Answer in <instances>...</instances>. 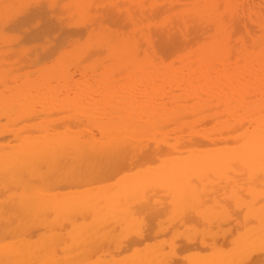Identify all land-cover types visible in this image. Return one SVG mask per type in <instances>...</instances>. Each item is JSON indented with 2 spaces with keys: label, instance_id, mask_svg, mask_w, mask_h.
<instances>
[{
  "label": "rangeland",
  "instance_id": "rangeland-1",
  "mask_svg": "<svg viewBox=\"0 0 264 264\" xmlns=\"http://www.w3.org/2000/svg\"><path fill=\"white\" fill-rule=\"evenodd\" d=\"M5 1H20V0H5ZM79 1V2H78ZM99 1V2H98ZM148 1V2H147ZM169 2H171L172 0H168ZM167 0H27L25 3H24V1L21 3V4H16V6H15V8H14V10L12 9V10H10L9 12H8V14H7V18H4L2 21L0 20V22L4 25V30H2V31H0V39H3V40H0V65H2L3 67L6 65V67L8 66L9 67V69H8V67L7 68H3L2 66L0 67L1 68V70H0V82H3V83H0V121H3V122H0V144H3L4 143V145H0V152L1 151H3L2 153H0V157H4V156H6L7 154H9V153H11V152H13L14 150L16 151V149H18V148H20L19 147V145H21L22 143H25V142H28L29 141V138H31V139H36V138H43V141L42 142H46V139L45 138H47V140H49V142L47 141V143H50V141L51 142H54L55 140H57L58 138H66L67 137V134H69L68 136H74V135H80V136H84V137H94V136H97L98 138H101L102 136L100 135L101 134V130H102V121L101 120H105L106 122L108 121V119H109V121L110 120H113L114 118H115V121L114 122H116V121H118L117 122V124H116V128L117 129H120L121 131H122V133H124L125 131H127V132H130V133H133L134 132V119L136 120V119H138V117L139 118H141L142 117V114H141V108L142 107H146L147 105H152L154 108H151V109H147L148 110V113L147 114H149V117L151 116L152 117V115H153V118H151L150 117V119L148 120V122L149 123H151L152 125H155V126H157V125H160L161 123L163 124V128L161 129V132H165V133H168L169 134V138H167V140H169V141H174V140H177L178 142H183L184 143V146H185V148H184V150L186 151V150H188L187 148H189L190 149V146H193L194 144H197L198 145V147L197 146H194V147H196V148H198V149H200V147H201V149H206V147L208 148V147H213L215 144V147H234V146H238V144L240 143V140L238 139V138H236V136L234 135V136H232V134H231V136H229V134H227V137H226V135L224 134H222V132H225L224 131V127L226 126V123L225 122H227L228 120H229V117H230V114L234 111V110H236V112L237 111H239L240 110V108H247V107H252V106H256L255 104H258L259 102L261 103V100H263L264 99V93H263V91H264V88H262V87H259L258 88V90H256L257 88H255L254 86H256V85H252V84H259L258 82L257 83H255L254 81H251L249 84H251L250 85V87H248V86H246V84H245V82H244V80H239L238 81V83H237V85H229V83H228V85H225V87L224 86H220V82H219V84L217 85L218 86V88H220V89H218L217 88V86H215V85H210V87H212V88H208V94L207 95H205V96H200L201 97V99H198V97L196 98V97H191V99L189 98L188 100H190L189 102H188V100L187 99H180L179 101H176V102H174V101H171V100H169V98H171L172 97V93L174 92H172L171 90H170V84L169 83H164V84H162L161 83V80H158L161 76V78H166V79H168L169 78V80L171 79V76H172V71H171V69L172 70H174V69H176V71H177V73H176V81H177V79L179 80V78L181 79L182 78V76H185V75H181L182 74V69H184L183 67H184V65L185 64H187V62H188V60L187 59H185V60H182V62H177L178 60L176 59L177 57H175V56H169V55H167V54H164V53H166L165 51H163L161 48H159V45H157L156 46V42H160V38H159V34H158V31L156 30V28H159V26H161V28H163L165 25H168V23L171 25V23H172V25L171 26H173V25H175V22H172V21H174V20H180V19H182L183 18V22L184 23H182V21L180 20V24H181V26H180V33H182V34H186L187 32V34L186 35H188V34H191L192 35V39H193V30H195L196 29V27L197 28H199V27H201L202 25H203V23L207 20V22L211 19V17L210 16H208V13L206 12L205 14L208 16H206L208 19H206V17L205 18H202L203 16H201L200 14L201 13H199V8L200 7H204V5H206V3L204 2V0H195V1H193V0H181V1H175V3L173 4V6H171L172 8H170L169 7V2H168ZM205 1H207V0H205ZM109 2V3H108ZM157 2V4H155ZM238 3L237 4H243L244 3V5L245 6H248V2L246 1V0H238L237 1ZM252 2H255V3H257V4H262V2H261V0H254V1H252ZM149 3V4H148ZM153 3V4H152ZM65 4V5H64ZM101 4H103V5H101ZM107 4H109L108 5V7H110V6H112V4H113V6L112 7H110V8H108L107 7ZM163 5V4H168L167 6L166 5H163V7H162V12L160 13L159 12V17L156 19V17L154 16V20H149L148 21V19L147 18H149L150 19V12H151V6H149V5ZM134 5V10L132 11L131 10V8H132V6ZM19 6V7H18ZM108 8V9H110V11L112 10L113 11V9H115L114 11H116V12H114V14L115 13H120V12H122V13H124V11H126L124 14H125V16H127L129 13H130V16L128 15V17H126L125 19H124V24H122V22L123 21H121V23H117V25L115 26V22L114 23H110L109 22V19H110V17L108 16V14H110V12H109V10H108V12H107V10L105 9L106 7ZM200 6V7H199ZM262 6H264V3L262 4ZM80 7H81V9H80ZM102 7V8H101ZM116 7H118V8H116ZM138 7H140V9L138 8ZM153 7V6H152ZM95 8L97 9L96 10V12H95ZM102 9V11H101V9ZM132 8V9H133ZM161 8V7H160ZM170 8V9H169ZM82 9H84V10H82ZM100 9V10H99ZM103 9H104V11L105 12H107V14L105 15L104 13V11H103ZM120 10V11H118V10ZM128 9V10H127ZM82 10V11H81ZM80 11V12H79ZM130 11V12H129ZM161 11V10H160ZM113 12H111V13H113ZM88 13V14H87ZM97 13V14H96ZM149 14V16H148V14ZM188 13V14H187ZM94 14V15H93ZM123 14V15H124ZM187 14V15H186ZM194 14V15H193ZM202 14H204V13H202ZM87 15V16H86ZM134 15V16H133ZM163 17H162V16ZM187 17H186V16ZM90 16V17H89ZM180 16H181V18H180ZM183 16V17H182ZM193 16V17H192ZM93 17V18H92ZM97 17V18H96ZM108 17H109V19H108ZM136 19H135V18ZM169 17V18H168ZM174 17V18H173ZM189 17H191V18H189ZM85 18V19H84ZM131 18V19H130ZM133 18V19H132ZM176 18V19H175ZM178 18V19H177ZM190 20H189V19ZM193 18V20L191 21V19ZM94 19H95V21H94ZM105 19L108 21H105ZM129 19H130V22L131 23H129L128 21H129ZM146 21H145V20ZM170 19V20H169ZM111 20V19H110ZM178 20V21H179ZM188 20L191 22H188ZM195 20V21H194ZM198 20V21H197ZM91 21V22H90ZM105 21V22H104ZM127 23H126V22ZM138 21V22H137ZM142 21V22H141ZM200 21H202V25L200 24ZM97 22V23H96ZM111 22H113V21H111ZM149 22V23H148ZM186 22V23H185ZM85 23V24H84ZM94 25H93V24ZM133 23V24H132ZM188 23V24H187ZM63 24H66V26L63 28L62 27V25ZM84 24V25H83ZM114 24V25H113ZM120 24H122V25H120ZM126 24H130V25H126ZM134 24H136V25H134ZM156 25V26H154V25ZM163 24V25H162ZM184 24H185V27H184ZM200 24V25H199ZM205 24V23H204ZM209 23H207V25H208ZM226 24L228 25V26H230L229 25V21H226ZM83 25V26H82ZM106 25H108V26H106ZM169 25V26H170ZM195 25H199V27L198 26H196L195 27ZM119 26H121V27H119ZM154 27V29H152L153 27ZM164 27V28H166V29H169L170 27ZM187 26V27H186ZM195 28H194V27ZM209 26V25H208ZM152 27V28H151ZM60 28H61V30H60ZM71 28H74V29H71ZM75 29H77V30H75ZM85 29V30H84ZM146 29H148V30H146ZM185 31H184V30ZM187 29V30H186ZM0 30H1V28H0ZM69 31V32H68ZM70 31H74V32H76L75 33V35L73 34V33H71ZM81 31V32H80ZM131 31V32H130ZM66 32H68V33H66ZM79 32V33H78ZM63 33V34H62ZM64 33H66V34H64ZM81 33V34H80ZM82 33H84V34H82ZM258 33H261V32H258ZM62 34V35H61ZM69 34V35H68ZM120 34V35H119ZM61 35V36H60ZM190 35V36H191ZM60 36V37H59ZM62 37V38H61ZM65 37V38H64ZM147 37V38H146ZM153 37V38H152ZM157 37V38H156ZM188 37V40L191 38V37H189V35L187 36ZM23 38V39H22ZM59 38V39H58ZM131 39H132V42H131ZM148 39H149V41H148ZM150 40H151V42H150ZM2 41V42H1ZM208 41V40H207ZM207 41H205V40H203V41H201L202 43H199V44H195V43H189V42H187V43H185V46H184V52H187L188 53V51H190V54H191V56H192V58H193V55L195 54L196 55V53H197V49H198V51L199 52H201V50H202V52L201 53H205V51L203 52V48L205 49V47H206V50L207 51H211L210 53H212V54H216L217 55V58L218 57H220L219 55H220V53H224L222 56H224L225 58H228L229 56H230V53H229V51L230 50H232V48H233V45H234V41H233V43L231 42V41H229V40H227L228 42H229V44L228 43H226V41H225V43L224 44H221V43H219L218 45H216V46H212V47H209L207 44H208V42ZM72 42H73V44H72ZM131 44H130V43ZM133 42H134V47H135V43H136V45H137V47H138V51H139V55H134V47L132 46V48H131V45H133ZM148 42H150V44H152V43H154V44H152V45H150ZM206 42H207V44H206ZM231 42V43H230ZM57 43H58V45H57ZM147 43V44H146ZM130 44V45H129ZM191 44V45H190ZM196 46H195V45ZM56 45V46H55ZM63 45V46H62ZM124 45L127 47V52L129 53V51H130V53H129V57H124V56H121L120 54H119V52H120V50L121 49H124ZM149 45V46H148ZM192 45H194V46H192ZM204 45V46H203ZM219 45H220V47H219ZM51 46H52V48H53V50L54 51H52L54 54H52V52H51V50H48L49 52H51V53H49L50 55L49 56H47V55H43V54H45V52L47 53L48 51H46L47 49H49V48H51ZM60 46V47H59ZM148 46V47H147ZM155 46V47H154ZM231 46H232V48H231ZM70 48V49H66V48ZM143 47V48H142ZM151 47H153V49L155 50V53L156 54H159V56L161 57V59H159V60H156V59H158L157 58V55L154 57V59L153 60H151L150 58H151V55H153L154 54V52L152 51V49H151ZM186 47V48H185ZM188 47V48H187ZM208 47V48H207ZM22 48V49H21ZM51 48V49H52ZM56 48V49H55ZM61 48V49H60ZM140 48H142V49H140ZM3 49V50H2ZM22 51H21V50ZM130 49V50H129ZM144 49H145V51H144ZM162 50V52H164L163 54H164V56H163V54H162V52L160 53V50ZM186 49H187V51H186ZM211 49V50H210ZM214 49V50H213ZM6 50V51H5ZM27 50H28V52H27ZM30 50H31V52H30ZM55 50H57V51H55ZM142 50V51H141ZM146 50H148V51H146ZM23 51H26V52H23ZM36 51H38V52H36ZM132 51V52H131ZM182 51V52H183ZM195 51H196V53H195ZM214 51V52H213ZM227 51V52H226ZM262 51H264V50H262ZM18 52V55H19V53H21V55H22V57H23V55L25 54V56H24V58H21V55H19V56H17V59H16V56H14V54L15 53H17ZM35 52V53H34ZM67 52V53H66ZM69 52V53H68ZM81 52V53H80ZM149 52V53H148ZM151 52V53H150ZM24 53V54H23ZM26 53H27V55H26ZM32 53V54H31ZM42 53V54H41ZM145 53V54H144ZM200 53V54H201ZM226 53V54H225ZM9 54V55H8ZM13 54V55H12ZM68 54V55H67ZM79 54V55H78ZM92 54V55H91ZM142 54V55H141ZM6 55H8L7 57H8V60H6L5 59V56ZM11 55L13 56V58L11 57ZM63 55V56H62ZM73 55V56H72ZM131 55V56H130ZM195 55H194V57H195ZM2 56V57H1ZM133 56V57H132ZM169 56V57H168ZM256 56V55H255ZM259 56V57H258ZM257 56V59L258 58H261V59H263L264 57V52H262V54H260V55H258ZM263 58H262V57ZM38 57H41L42 58V61H39V62H34ZM65 57V58H64ZM10 58H12V59H10ZM15 58V59H14ZM51 58H53V59H51ZM64 58V59H63ZM130 58V59H129ZM134 58V59H133ZM145 58V59H144ZM165 58H168V59H165ZM241 58V59H240ZM243 58V59H242ZM23 59V60H22ZM80 60V62H78V65H77V63H76V65H75V61L76 60ZM142 59H144V61L142 60ZM148 59V60H147ZM170 59V60H169ZM172 59V60H171ZM4 60H6V62H4ZM15 60V61H14ZM141 60V62H139ZM147 60V61H146ZM169 60V61H168ZM187 60V61H186ZM239 62H240V67L242 66V64L244 65V67H248V73H253L254 72V69H255V65H254V61H252V59L251 58H248L247 57V55L246 54H243V56L241 55V57L239 56ZM243 60H244V62H243ZM251 60V61H250ZM21 63H20V62ZM52 61V62H51ZM54 61H56V62H54ZM60 61H62V62H60ZM97 61V62H96ZM99 61V62H98ZM146 61V62H145ZM164 61V62H163ZM232 63H233V58H232ZM249 63H248V62ZM5 64H4V63ZM60 62V63H59ZM81 62H83V63H81ZM95 62V63H94ZM121 62V63H120ZM167 62V64H164V63H166ZM174 62V63H173ZM241 62H242V64H241ZM12 63V64H11ZM13 63L15 64V67L13 66ZM18 63V64H17ZM74 63V64H73ZM143 63H145V64H143ZM158 64L157 66H155V64ZM169 63V64H168ZM176 63V64H175ZM9 64V65H8ZM48 64V65H47ZM65 65V67L63 66V65ZM94 66H93V65ZM143 64V65H142ZM147 64V65H146ZM149 64V65H148ZM150 64L152 65V66H150ZM175 64V65H174ZM249 66H248V65ZM42 65H44V66H42ZM54 65V66H53ZM57 65V66H56ZM83 65V66H82ZM90 65V66H89ZM160 65V66H159ZM168 65H171V66H168ZM12 66V67H11ZM38 66V67H37ZM49 66V67H48ZM68 66V67H67ZM111 67V69H112V71L113 72H118V71H122L123 73H121V76L119 75V77H118V74H120V73H116L114 76H113V78H112V76L111 75H108L109 74V72L110 71H106V73L104 72V70L105 69H109L110 70V67ZM138 66H140V67H138ZM143 66H149L148 67V70H147V67L146 68H142ZM162 66V67H161ZM174 66V67H173ZM254 66V67H253ZM263 65L261 64V67H262ZM36 67V68H35ZM42 67V68H41ZM67 67V68H66ZM151 67V68H150ZM155 67V68H154ZM172 67V68H171ZM234 67H237L236 65L234 66ZM243 67V68H244ZM3 68V69H2ZM23 68V69H22ZM25 68V69H24ZM50 68V69H49ZM89 68V69H88ZM91 68V69H90ZM168 68V69H167ZM180 68V69H179ZM220 68V69H219ZM219 68H217L218 70H227V68H225V69H221L222 67H219ZM242 68V69H243ZM264 68V66L261 68V69H263ZM5 69H8V70H6L5 71ZM18 69H19V71H18ZM27 69V70H26ZM37 69V70H36ZM86 69V70H85ZM103 69V70H102ZM140 69V70H139ZM150 69V70H149ZM153 69L155 70V71H153ZM166 69V70H165ZM170 69V70H169ZM177 69H179V71L177 70ZM26 70V71H25ZM43 70V71H42ZM58 70H59V72H58ZM89 70V71H88ZM114 70H116V71H114ZM127 70V71H126ZM132 70V71H131ZM137 70H138V72H137ZM163 72H162V71ZM181 70V71H180ZM230 70V69H229ZM243 70H246V68H244ZM264 70V69H263ZM23 71H25V72H23ZM31 71V72H30ZM86 71V72H85ZM146 71V72H145ZM157 71V72H156ZM170 71V72H169ZM186 71V70H185ZM261 71V73H262V76L264 77V71H262V70H260ZM2 72V73H1ZM19 72V73H18ZM28 72V73H27ZM58 72V73H57ZM64 72V73H63ZM66 72V73H65ZM102 72V73H101ZM127 72V73H126ZM141 72V73H140ZM150 72L152 73V74H150ZM161 74H160V73ZM165 72L167 73V74H165ZM26 73V74H25ZM30 73V74H29ZM32 73V74H31ZM36 73V74H35ZM41 75H40V74ZM44 73H47V74H44ZM93 73H95V74H93ZM143 73V74H142ZM170 73V74H169ZM180 75H179V74ZM2 74V75H1ZM23 74V75H22ZM44 74V75H43ZM57 74V75H56ZM69 74H71V75H69ZM83 74V75H82ZM103 74V75H102ZM160 74V75H159ZM163 74V75H162ZM30 75V76H29ZM43 75V76H42ZM59 75L60 76H62V78L61 77H59ZM77 75V76H76ZM11 76V77H10ZM47 76V77H46ZM50 76V77H49ZM53 76V77H52ZM55 76V77H54ZM99 76V77H98ZM101 76V77H100ZM130 76V78H128ZM134 76V77H133ZM13 77V78H12ZM16 77V78H15ZM29 77V78H28ZM33 77H35V79L33 78ZM39 77V78H38ZM44 77V78H43ZM46 77V78H45ZM75 77V78H74ZM98 77V78H97ZM104 77V78H103ZM105 77H106V79H105ZM124 77V80L122 79ZM154 77V78H153ZM12 79V81H11V79ZM28 78V79H27ZM54 78H57V79H54ZM73 78V79H72ZM100 78V79H99ZM115 78V79H114ZM31 79V80H30ZM33 79V80H32ZM37 79V80H36ZM77 79H78V81H77ZM86 79H87V81H86ZM95 79V80H94ZM104 79V80H103ZM122 79V80H121ZM128 79V80H127ZM151 79V80H150ZM7 80H9V81H7ZM28 80V81H27ZM36 80V81H35ZM52 80V81H51ZM64 80V81H63ZM108 80V81H107ZM118 80H120V81H118ZM149 80L150 81H152L151 83H149ZM263 80V79H262ZM21 81V82H20ZM27 81V82H26ZM38 81V83H35V82H37ZM40 81V82H39ZM44 81H45V84H44ZM77 81V82H76ZM101 81V82H100ZM116 81V82H115ZM118 81V82H117ZM241 81V82H240ZM5 82V83H4ZM9 82V83H8ZM17 82V83H16ZM31 82V83H30ZM51 82H53V83H55V84H53V83H51ZM113 82V83H112ZM147 82V83H146ZM215 82H218V80L217 81H213L212 82V84H214ZM242 84H240V83ZM10 83H12V84H10ZM28 85H27V84ZM41 83H43L42 85H41ZM61 83V84H60ZM70 83H72V84H70ZM80 83H82V84H80ZM92 83H93V85H92ZM118 83V84H117ZM244 83V84H243ZM262 83H264V82H262ZM6 84H8V85H6ZM21 84V85H20ZM32 84V85H31ZM49 84V85H48ZM75 84V85H74ZM77 84V85H76ZM103 84V85H102ZM109 86V90H108V86ZM115 84H117V85H115ZM132 84V85H131ZM139 84V85H138ZM20 85V86H19ZM24 87H23V86ZM37 85V86H36ZM41 85V86H40ZM45 87H44V86ZM57 85V86H56ZM84 85V86H83ZM92 85V86H91ZM111 85V86H110ZM113 85V86H112ZM122 85V86H121ZM163 85V86H162ZM166 85V86H165ZM56 86V87H55ZM58 86H60V88H58ZM118 86V87H117ZM124 86V87H123ZM149 86V87H148ZM156 86H158V87H156ZM229 86V87H228ZM234 86V87H233ZM242 86H244V87H242ZM246 86V87H245ZM1 87H3V88H1ZM6 87V88H5ZM21 87H22V89H21ZM27 87V88H26ZM32 87H33V90H32ZM37 87V88H36ZM40 87V88H39ZM69 87H71V88H69ZM74 87V88H73ZM86 87V88H85ZM103 87V88H102ZM143 87H145V88H143ZM166 87V88H165ZM203 87V86H202ZM214 87H215V89H214ZM241 87H242V89H241ZM252 87V88H251ZM254 87V88H253ZM5 88V89H4ZM15 88V89H14ZM26 88V89H25ZM34 88H35V90H34ZM63 88V90H61ZM76 88V89H75ZM88 88H90V90L88 89ZM111 88V89H110ZM139 88H141V89H139ZM143 88V89H142ZM218 90H217V89ZM227 88V89H226ZM232 88H236V89H232ZM238 88V89H237ZM246 88V89H245ZM17 89V90H16ZM27 89H29V90H27ZM60 89V90H59ZM75 89V90H74ZM79 89V90H78ZM115 89V90H114ZM133 89V90H132ZM157 89V90H156ZM164 91H163V90ZM248 89H250V90H248ZM8 90V91H7ZM14 90V91H13ZM18 91V92H16V91ZM54 90H55V92H54ZM75 92H74V91ZM84 90V91H83ZM108 90V91H107ZM117 90V91H116ZM119 90V91H118ZM121 90V91H120ZM123 90V91H122ZM140 90H142L143 92H140ZM216 90V91H215ZM220 90V91H219ZM223 92H222V91ZM230 91V90H232V91H230V93L229 92H227V91ZM236 90V91H235ZM242 90V92H240ZM260 90V91H259ZM12 91H13V93H12ZM22 91V92H21ZM24 91V92H23ZM27 91V92H26ZM42 91H43V93H42ZM53 91V92H52ZM57 91V92H56ZM70 91V92H69ZM72 91V92H71ZM86 91H87V93H86ZM89 91V92H88ZM91 91V92H90ZM104 93H103V92ZM105 91H106V93H105ZM112 91V92H111ZM160 91H162V92H160ZM245 91H247L246 93H245ZM249 91H251L250 92V95L248 94V96H251V97H248L247 96V98H246V95H247V93H249ZM254 91H256V94H255V92ZM17 94H16V93ZM62 92H64L63 94L64 95H62ZM67 92V93H66ZM122 92V93H121ZM125 92H126V94H125ZM134 92H135V94H139V96L141 97V100H143V104L141 103L140 105H137V104H135L134 105ZM166 92H168V94H166ZM171 92V93H170ZM178 92V93H177ZM177 92L175 91L174 92V94L176 95V96H178V95H180L182 92H179L178 90H177ZM216 92L218 93L217 95H218V98H214V96L215 97H217V95H216ZM234 92V93H233ZM238 92H239V94H238ZM8 93V94H7ZM22 93V94H21ZM26 93V94H25ZM92 93V94H91ZM95 93V94H94ZM101 94V95H99V94ZM124 93V94H123ZM177 93V94H176ZM180 93V94H179ZM222 93H223V95H222ZM225 93V94H224ZM263 94V95H261V94ZM19 94V95H18ZM30 94V95H29ZM31 94H32V96H31ZM53 94V95H52ZM60 94V95H59ZM159 96H158V95ZM160 94H164L163 96H161L160 97ZM212 96H211V95ZM241 94V95H240ZM16 95H18V98H17V96ZM69 95H71V96H69ZM81 95V96H80ZM116 95V96H115ZM121 95V96H120ZM171 95V96H170ZM220 95H221V97L222 96H224V97H220ZM239 95V96H238ZM253 95V96H252ZM2 96H4V97H6L5 99H4V97H2ZM21 98H20V97ZM37 96V97H36ZM49 96V97H48ZM57 98H56V97ZM79 96V97H78ZM89 96V97H88ZM105 96V98H103ZM109 96V97H108ZM167 96V97H166ZM245 97V98H243V97ZM61 97V98H60ZM77 97H78V99H77ZM98 97V98H97ZM126 97V98H125ZM166 97V98H165ZM219 97H220V99H219ZM234 97V98H233ZM243 99H242V98ZM1 98H3V99H1ZM16 98V99H15ZM22 98H24V99H22ZM40 98V99H39ZM52 98V99H51ZM70 98V99H69ZM91 98H94V99H91ZM160 98V99H159ZM195 98H196V100H195ZM202 98H204V99H202ZM209 98V99H208ZM226 98V99H225ZM256 98H258V99H256ZM260 98V99H259ZM39 99L40 101H37V100ZM47 100V102H46V100ZM124 99V100H123ZM165 99H167V100H165ZM205 99H207V100H205ZM213 99H215V100H213ZM228 99V100H227ZM239 101H238V100ZM3 100V101H2ZM9 100V101H8ZM11 100V101H10ZM50 100V101H49ZM106 100H108V102H106ZM129 100V101H128ZM148 100H150V101H148ZM152 100V101H151ZM169 100V101H168ZM183 100H185L184 102H183ZM193 100H195V101H193ZM232 100H234L235 102H234V104H233V101ZM242 100V101H241ZM258 100V101H257ZM5 101H8V102H5ZM35 103H34V102ZM46 103H45V102ZM64 101V102H63ZM69 103H68V102ZM77 101V102H76ZM82 101H84V102H82ZM122 101V102H121ZM124 101V102H123ZM153 101H155V102H153ZM161 101V102H160ZM164 101V102H163ZM193 101V102H192ZM202 101H203V103H202ZM205 101V102H204ZM208 101V102H207ZM229 101H230V103H232V104H230L229 103ZM232 101V102H231ZM236 101H238V102H240V104L238 103V102H236ZM10 102V103H9ZM90 102H92V103H90ZM101 104H100V103ZM105 102V103H104ZM165 102H167V106L169 107H167L166 109L167 110H162L161 108V106H160V104H162V103H165ZM168 102H169V104H168ZM3 103V104H2ZM26 103H27V105H30V106H27L26 105ZM31 103H33V104H31ZM37 103V104H36ZM60 103H61V105H60ZM64 103V104H63ZM90 103V104H89ZM93 103H94V106H93ZM99 103V104H98ZM215 103V104H214ZM235 103H237L236 104V106H235ZM25 104V105H24ZM39 104V105H38ZM44 104V105H43ZM47 104V105H46ZM90 106H89V105ZM173 104V105H172ZM185 104H187V105H185ZM206 104V105H205ZM226 104V105H225ZM230 106H229V105ZM252 104V105H251ZM22 105H24L27 109H25V107H22ZM46 105V106H45ZM49 105V106H48ZM65 105V106H64ZM84 105H86L85 107H84ZM103 107H102V106ZM107 105V106H106ZM126 105V106H125ZM132 107H131V106ZM183 105L184 106H186L187 107V109L190 111V113H192V114H194V115H196V116H192V117H201V115L203 114V113H206L207 114V118H205L204 120H202V119H200L199 121H198V123L197 124H195L194 126L195 127H192V129L193 130H191V127L190 126H188V124H186V125H183L182 127H184V128H186V129H184V130H182V128H181V125H182V122H185V123H193V119L192 118H186L187 116H185V117H183L180 121H178V122H176V124L174 123V124H169V123H167L168 121H169V118L165 115V113L166 112H168V111H173V112H176L175 110H178V108H179V106H181V107H183ZM245 105H247V106H245ZM14 106H17V107H14ZM22 108H21V107ZM48 106V107H47ZM66 106H68V107H66ZM83 106V107H82ZM140 106V107H139ZM206 106H208L207 108H205ZM211 106V107H210ZM237 106L239 107V109L237 110L236 108H237ZM242 106V107H241ZM13 107V108H12ZM20 109H19V108ZM63 107H65V108H63ZM88 107H90V108H88ZM161 107V108H160ZM210 107V108H209ZM215 107V108H214ZM7 108V109H6ZM33 108V109H32ZM35 108H37V109H35ZM44 108H46V109H44ZM50 108V109H49ZM76 108V109H75ZM79 108V109H78ZM175 108V109H174ZM204 108V109H203ZM232 108H234L233 110H232ZM39 109V110H38ZM53 109H54V111H59V113H60V111H63V112H61L60 113V115H59V113H57V112H54L53 111ZM56 109H58V110H56ZM81 109V110H80ZM134 109H135V111H134ZM172 109V110H171ZM193 109V110H192ZM195 109H198V111H197V114L196 113H194V110ZM4 110V111H3ZM17 110H18V112H17ZM34 110V111H33ZM38 110V111H37ZM40 110H42V111H40ZM47 110H49V111H47ZM67 110H71V111H67ZM76 110V111H75ZM104 112H103V111ZM137 110H139L138 112H137ZM192 110V111H191ZM203 110H206V112H202ZM3 111V112H2ZM10 111V112H9ZM32 113H34L35 112V116H33L32 114H30V112ZM47 111V112H46ZM53 111V113H56V114H52L51 112ZM67 111V113H65ZM75 111V112H74ZM79 111H80V113H79ZM86 111V112H85ZM97 111V112H96ZM123 111V112H122ZM130 111V112H129ZM152 111H153V113H152ZM156 111H159V112H157L156 114L154 113V112H156ZM223 111V112H222ZM228 112V113H230L229 115H228V113H226V112ZM15 112V113H14ZM16 112L18 113V114H16ZM29 113V115H31L30 117H28L29 115H28V113ZM38 112H39V114H38ZM43 113V116L41 115V113ZM47 113V118L45 117V115L46 114H44V113ZM70 112H72V113H70ZM90 112V113H89ZM125 112H127V113H125ZM136 112V113H135ZM220 112V113H219ZM48 113H51L52 114V118H50V116H49V118H48ZM86 113H89V115H87ZM91 113H92V115H91ZM219 114V117H218V115L217 114ZM23 114V120L21 119V115ZM50 114V115H51ZM78 114H79V116H78ZM85 114V115H84ZM5 115V116H4ZM13 115V116H12ZM28 115V116H27ZM57 115V116H56ZM63 115H66V119H65V116H63ZM82 115H84V116H82ZM90 115H91V117H90ZM98 115L101 117H98ZM117 116V117H115V116ZM155 115V116H154ZM217 116L216 118H215V116ZM221 115V116H220ZM228 115V116H227ZM9 116V117H8ZM11 116V117H10ZM32 116L35 118L36 117V119H38V120H36V119H32V120H29L30 118H32ZM75 116V117H74ZM161 116V117H160ZM209 116V117H208ZM212 116H214V119H213V117ZM24 117H27V119L25 118L24 119ZM38 117V118H37ZM55 117V118H54ZM76 117L78 118V119H76ZM80 117H82V118H80ZM86 117V118H85ZM88 117V118H87ZM13 118H14V120H13ZM75 118V119H74ZM84 118V119H83ZM90 118V119H89ZM123 118V119H122ZM156 118V119H155ZM2 119H4V120H2ZM18 119V120H17ZM61 119H63V121L61 120ZM91 120V121H89V122H93V123H95L96 122V120H98L97 121V123L99 124L100 123V125L101 126H97V124H91V123H88V127H87V125H86V123L85 122H88L87 120ZM96 119V120H95ZM99 119H100V121H99ZM120 119V120H119ZM130 119H132V120H130ZM144 119H145V117H144ZM143 119V120H144ZM207 119V120H206ZM211 119V120H210ZM221 119V120H220ZM231 119L233 120V118L231 117L230 118V121H231ZM10 120V121H9ZM12 120H13V123H12ZM17 120V121H16ZM20 120H21V122H20ZM25 120V121H24ZM40 120V121H39ZM51 120V121H50ZM61 122L62 121V123H60L59 121ZM69 121V123L68 122H65V121ZM70 120H73V121H70ZM83 120L85 121V122H83ZM92 120H94V121H92ZM103 120V122H105ZM166 120H168L167 122H166ZM185 120V121H184ZM16 121V122H15ZM56 121V122H55ZM74 121H76L75 123H73ZM81 123H80V122ZM19 122V123H18ZM29 122V123H28ZM132 122V123H131ZM200 122V123H199ZM204 122V123H203ZM24 123V124H23ZM31 123V124H30ZM39 123L41 124V125H39ZM43 123V124H42ZM58 123H60L61 125V127L58 125ZM63 123H66L65 125L63 124ZM68 123V124H67ZM5 124H6V126H5ZM10 124V125H9ZM19 126V127H17V125ZM23 124V125H22ZM52 124L54 125V126H52ZM62 124L64 125L63 126V128H62ZM74 124V126H72ZM83 124V125H82ZM85 124V125H84ZM181 124V125H180ZM203 124V125H202ZM22 125V126H21ZM25 125V126H24ZM36 125V126H35ZM56 125H58V126H56ZM68 125V126H67ZM81 125V126H80ZM6 127V128H3L2 129V127ZM40 126V127H39ZM66 126V127H65ZM75 126H76V128H77V130L75 129ZM86 126V127H85ZM90 126H92V127H94V126H96L97 127V130H96V128H92V127H90ZM15 127V128H14ZM17 127V128H16ZM27 127H30V128H28L27 129ZM33 129H32V128ZM36 127V128H35ZM65 127V128H64ZM187 127H188V129L189 130H187ZM10 128H12V129H10ZM35 128V129H34ZM40 130H39V129ZM49 128H51V129H49ZM69 128V129H68ZM84 128H88V129H84ZM99 128V129H98ZM170 128V129H169ZM197 128V129H196ZM217 128V129H216ZM25 129H27L28 131H26ZM32 129V130H31ZM45 129H46V131H45ZM72 129H74V130H72ZM79 129V130H78ZM95 129V130H94ZM109 130H112V131H114V132H116L115 131V129H114V127L112 126V127H110V128H108ZM212 129V130H211ZM213 129H215V130H213ZM247 129H249V130H247ZM253 129V127H249V125H248V127L247 128H243L242 130L243 131H250V130H252ZM14 130H16V131H14ZM19 130V131H18ZM23 130H25V132H23ZM33 130H35V131H33ZM52 130V131H51ZM54 130V131H53ZM55 130L57 131V133L55 132ZM58 130H60L59 132H58ZM64 130V131H63ZM29 131H30V133H29ZM36 131L38 132V133H36ZM63 131V132H62ZM90 131H91V133H90ZM95 131V132H94ZM179 131V132H178ZM189 131V132H188ZM10 132H12V133H15L16 135H17V133H20V134H18V135H20V136H16L15 134L13 135L14 137H12V133L10 134ZM21 132H23V133H21ZM27 132H28V135H26L27 134ZM35 132V133H34ZM44 132H46V133H44ZM50 132V133H49ZM74 132V133H73ZM172 132H174V133H172ZM219 132H221V133H219ZM33 133V134H32ZM44 133V134H43ZM48 133V134H47ZM53 133V134H52ZM59 133H61V134H59ZM76 133V134H75ZM177 133V134H176ZM185 133V134H184ZM188 133V134H187ZM206 133V134H205ZM23 134V135H22ZM31 134V135H30ZM37 134H41V135H36ZM43 134V135H42ZM72 134V135H71ZM85 134V135H84ZM94 134V135H93ZM183 134V135H182ZM193 134V135H192ZM213 134V135H212ZM10 135V136H9ZM36 136L35 138H34V136ZM52 135H53V137H52ZM65 135H66V137H65ZM90 135V136H89ZM132 135H134V134H132ZM175 135V136H174ZM199 135H201V137L203 136V138H201ZM3 136V137H2ZM16 136V137H15ZM47 136H49V137H47ZM189 136H190V139H189ZM192 136H194L193 138H192ZM199 138H198V137ZM225 136V137H224ZM5 137V138H4ZM151 136L150 135H148L146 138H145V140H146V142H148V140H149V138H150ZM181 137H182V139H181ZM184 137V138H183ZM195 137H197V138H195ZM219 137H222V138H219ZM97 138V139H98ZM134 137H132L131 138V140L133 139ZM170 138L171 139H173V140H170ZM205 138V139H204ZM215 138L216 139H218L219 138V140H215ZM226 139V140H229V138H230V140H229V142H227V143H224V144H226V145H222V143H223V141L225 142L226 140H224V139ZM12 139V140H11ZM20 139H22V140H20ZM28 139V140H27ZM67 139V138H66ZM180 139H181V141H180ZM184 139V140H183ZM203 139V140H202ZM232 139H233V141H232ZM19 140V141H18ZM26 140V141H25ZM45 140V141H44ZM189 140V141H188ZM206 140H208V141H206ZM235 140V141H234ZM239 142H238V141ZM185 141H187V142H185ZM191 141V142H190ZM211 141H214V145L213 144H209ZM217 141H219L220 143L219 144H217L218 142ZM2 142V143H1ZM10 142V143H9ZM41 142V143H42ZM134 142V140L131 142V145L128 147V148H130V149H126L124 152H123V154L125 153V154H129V153H132V155L134 156H132L131 154V156L133 157H131V156H129V155H119V157L121 156V159H119V157H118V160H117V158H114L113 156V158L115 159V161L117 162V165H116V162H115V164H113V162L111 163V164H113V165H111V168H112V166H113V168H112V171L110 170L111 168H110V165H108V168H107V166H106V164L105 165H103V166H101V163H99L98 162V160H96V159H91L89 162L87 161V166L86 165H84V164H79L78 166H75V169L74 170H72V169H70L68 166H67V164H66V158H67V156L69 155H67V156H64V157H62V160H61V162L58 164V165H55L54 164V166H51V167H49L48 169H46L45 170V172L47 173L48 172V174H50V177H52L53 176V174L55 175V173H56V175H58V178L56 177V176H53V177H56V178H53V179H55L56 180V182L52 179L51 181L53 182V183H51V185H50V181H48V180H50V179H46L45 178V176L47 177V174H45V176L43 175V177H40L38 180H35V181H28V183H29V185H26L25 184V186H23L22 187V185L20 184V183H17V181L15 180V178L14 179H10V177H8V176H6L5 175V184H4V181L3 182H0L1 184L3 183V186L2 185H0V214L2 215L3 214V216L1 217V215H0V218H2V219H4V220H2V219H0V249L3 247V246H8V243H10V241L12 240V242H11V244H10V246L12 245V244H16L15 246H16V250H17V245L19 246V248H20V245L21 244H25V245H22V247L21 248H23V246H27L26 244H28V243H30V242H33L32 243V246H33V248H32V251H31V243L30 244H28V245H30L31 247H30V249H29V246L27 247L28 249V251H29V253L31 254V256H29L31 259H32V254H36V253H34V250L35 251H37V249L36 248H38V246L37 245H40L41 244V246L44 248V250H45V252H43V255H41V256H43V258H44V254L45 255H49V251L51 250V251H53L52 249H50L51 247H55V249L57 250H55V251H53V252H51L50 254H52V255H54V256H52V255H50L51 256V258L53 257V258H55L56 260L57 259H60V260H57V262L58 263H56V260H53V263H51V264H60V262H62L63 261V263L62 264H72V262L70 263V261H74V263L73 264H75L76 262H75V260H73V259H75V257L78 255L79 257H81L82 256V258L83 259H85V261H86V258H84L83 256V254L81 255L80 254V252L78 253V254H74L76 251H75V249H76V246H74V248L75 249H73V251H70V250H72V244H70V243H72L71 241H72V239L70 238V236H71V232H73V231H69V230H71V229H75V224H73V226H72V223L70 224L69 223V220L71 219V217L75 220V222L77 221V223H78V221H80L78 224H76V227H77V225H80V223L82 222H84V221H86V223L88 224H90L91 225V223H92V221L95 219V217L97 218L96 220H94V222H98L99 220H98V217L97 216H93V215H95L94 213L92 214V213H90V216L89 215H87V214H89V213H78V212H76V217H75V213H74V215L72 214L71 216H70V219H69V217H68V214H67V216H66V214H64V212L63 213H61V215L62 216H64V219H67L68 218V220H67V222H68V224H70V225H68L67 224V222H61V221H63L64 219L62 218V216L61 215H59L58 213H57V217H58V220L55 218V219H53V222L51 221L52 219L50 218V217H56L55 216V214L53 213V212H51V211H55L56 209H55V207H49L48 209H47V211L45 210V212L43 211L44 209H42V211H39V213L42 215V212L43 213H45V214H43V215H45V216H40L41 217V220L39 219V222L37 223V225H39V223L41 224V221H42V218L45 220L46 218H47V220L48 219H51V220H49V221H51V223H53V225H55L56 223H59V224H61L60 225V227L62 226V228H63V230H62V228H57L58 226L57 225H55V226H53L54 228H55V230H48V228H45V227H47L48 225H50L51 223H46L47 225L44 227V223H42V225L40 226H38V227H32L30 224H31V222H30V224H28L27 223V226L29 225V227L31 226L32 228L30 229V230H27V229H29V228H25L24 230L26 231V233H25V231H23V233H21L22 232V230H20V228L18 227L19 225L20 226H22L23 228H24V226L26 225V223H25V225H22V224H24V223H22V224H19V222H21V218H24V217H26V219L28 220H26V222H29V220H31L32 218L34 219V218H36V215L35 214H38V212L36 213L33 209L31 210V208L32 207H34L35 206V208L34 209H36V207L38 206V208L41 206V204L40 205H38L39 203H37V201H36V199H34V197L35 196H32L31 197V195H34L30 190H29V188H31V189H34V188H37V189H39L40 188V186H42L43 185V183H44V187L42 186V188H41V190L44 192V194L43 195H45V192H49L50 191V193H48V195H51L52 196V194H54V195H57L56 196V198L57 197H59L60 196V194H62V195H64V193H68V196H69V193H70V190L72 191L73 189V191L70 193V195H72L73 193L75 194V190L77 189L78 190V192L80 191V193L83 195L85 192H86V190H92V191H94L93 189L95 188L96 189V187H102V188H104V186H105V188H104V191H106V190H113V191H115V190H117V191H120L119 189H121V187H123V185L126 183V181L128 180V177L129 178H131V177H134L135 178V180L136 179H138V177L142 174V172L144 173V172H146L148 169H150L151 168V166H152V168H154L153 166H155V164H157V162L156 163H154L153 164V162H155L156 160H154V161H152L151 162V160H150V162H148V163H145V161H143L142 159H141V161H139L140 160V155H136L137 153L136 152H134V149H133V145L136 143H133ZM192 143V144H190V143ZM205 142V143H204ZM6 143H8V144H12L11 146H9V145H6ZM17 143V145H15V144ZM46 143V145H48ZM130 143V142H129ZM150 143H152V141H149V143H148V146L146 147V150L148 151V149L150 148V150H152L154 147H153V143L152 144H150ZM51 144V143H50ZM146 144V143H145ZM201 144H202V146H203V144H204V146L202 147L201 146ZM207 144H209V145H207ZM152 145V146H151ZM187 145V146H186ZM6 146V147H5ZM200 146V147H199ZM149 147V148H148ZM6 149V150H5ZM45 151V150H44ZM43 151V152H44ZM128 151V152H127ZM145 151V150H144ZM42 152V153H43ZM109 151L106 153L107 155L106 156H108L109 155ZM3 154V155H2ZM111 154V153H110ZM139 154V153H138ZM38 155L40 156V152L38 153ZM42 155V154H41ZM125 158H124V157ZM126 156H127V158H126ZM122 158L124 159V160H122ZM128 159V160H127ZM130 159H132V160H130ZM135 161H134V160ZM138 159V161H136ZM65 160V161H64ZM120 160V161H119ZM62 161H64V162H62ZM122 161H124V164H125V161H126V165H124L123 164V162ZM132 161V162H131ZM91 162H92V164H91ZM95 162H96V164H95ZM129 162H130V164H129ZM140 162H141V165H143V166H140ZM98 163V164H97ZM132 163V164H131ZM99 164H100V166H99ZM119 164V165H118ZM129 164V165H128ZM134 164V165H133ZM145 164V165H144ZM93 166V167H97L96 169H97V171L99 170V168H101L102 169V171H98V173H101V175H105V177L104 176H102L103 177V181H101L102 180V177L100 176V175H98V173L97 172H95L96 171V169H94V168H92L91 166ZM115 165H116V167L117 168H119V170L118 169H116V167H115ZM127 165H128V167H127ZM130 165H132V166H130ZM119 166V167H118ZM125 166V167H124ZM136 166H138V167H136ZM146 166V168L145 169H143L144 167ZM147 166H150V167H148L147 168ZM157 166V165H156ZM77 167V168H76ZM125 168V170H124V168ZM127 167V168H126ZM132 167V168H131ZM134 167H136V168H134ZM239 167V166H238ZM92 168V170H95L94 172L92 171V170H90V171H87L88 172V174H95V176H97V177H95V178H92V179H88L89 177H91L92 176V174H91V176H89L88 174H87V177H84L85 175H86V171L85 170H88V169H91ZM106 168V169H105ZM122 168V169H121ZM134 168V169H133ZM236 168V169H235ZM235 168H233L234 169V171H232V173H233V175H231L232 173H230V175L229 176H227V177H225V176H222V177H220V176H216V178H213L212 176H210V175H208V177L206 178V179H204V180H206V181H204V186L206 187H209V186H212L211 184H213V183H219V184H222V185H225V184H228L229 183V181H230V186H235V192L233 193V194H227V196H223V197H221L219 200H217V205H215L214 203H210V202H212L211 201V197H210V200H208V196H207V198H205V199H203L204 200V202H205V204H203V205H206L207 206V208H206V210L207 209H212V210H214L215 212H217V211H220L222 208H225V211L223 212V214L224 215H229V219H228V221L226 222V223H229L230 221L231 222H233L232 224H231V222L229 223V224H227V225H222L221 227H218V226H216L217 227V229L215 228V226L213 227V228H209V223H210V220H209V218H211V215L209 214V217H208V214H204L202 211H201V209L200 210H197V209H194V207H196V205H193L192 207H189V206H187V208L189 207V209L190 210H187V212L188 211H190V214L192 213V216H193V214L194 215H196L195 217L193 216H190V214H188L187 215V217L186 218H180V213H177L176 215H173L172 213H173V211H174V208L173 207H170L171 206V199H170V192L167 190V188H164V187H161V186H157V187H155V189H158V191H159V189H160V193L158 192V191H156L155 189H154V191L156 192L155 194H156V196H155V198H156V200L157 201H159L161 204H162V206L164 205V206H166V208H167V212L164 214L165 215V217H163V215H161L160 217H153V222L151 223V219L150 218H152V217H147V216H144V214L143 213H141L140 215H135L134 214V217L136 218V219H138V218H140V219H143V218H146V220H145V222H141V221H139V223H134V224H136L135 226L137 227H140V228H136V227H131L132 225H131V221H130V219H131V217H130V219H129V216L126 218H119V217H117V216H119V215H114L113 214V217H112V215L110 216V217H112V221H115V218H119V221H118V219H117V221L118 222H120V223H118V224H115L114 222H113V224H112V221H109V220H111V218L108 220V218L107 217H109V215L110 214H105V211H103V214H104V217L103 218H101L100 219V221H99V225L100 226H98V229L96 228L97 226H95V227H92V228H96L97 229V231L100 229V227H103V228H106V226H107V228H106V231H107V229H108V233L112 230V229H114L113 230V234L111 235L110 233V236H112V237H107L106 239H107V242H104V243H108V244H103V245H99V247H100V249L98 248V251H97V247L95 248V250L97 251L96 253H94L95 252V250H91L93 253H94V255H93V253L91 252H89L87 255H88V258L87 259H91L88 263H87V261L85 262H82L83 264H85V263H87V264H104V262H103V260L104 261H108L109 260V258H110V261L112 262V261H114L113 263L115 264V260L117 259V260H119V262L122 264V261L124 260H120V259H122L121 258V256L122 257H126V260H125V262L126 261H130V260H127V258H131V259H134L135 260V258L137 257L138 259H137V263L138 264H154V263H152V262H150L151 260H148L147 258H149L150 256L149 255H151L152 257L153 256H155L156 254H157V252L160 250V252H158V255H160L161 254V256L162 255H164L165 257L167 256H169V257H171V258H167V260H166V263H163V264H167V261H168V263L169 262H174V263H182V264H184L187 260V257L189 256V257H191V255H193V254H195V256H194V258L195 257H198V256H203V255H207V254H210L209 253V251L210 250H212V251H210L211 253L212 252H214L216 249H222V251H224L225 252V249L226 248H228V249H226V251L227 250H229V249H231L232 248V246H234V244H235V246L231 249V253H232V251L234 250V252L233 253H236L237 252V254H241L239 257L241 258V260L240 259H236V261H237V263L236 264H243V263H245L246 264V262L249 264V262H250V264H253L254 263V261H255V264H264V261H262V260H264V251H262V250H260L259 248H257V247H255V245L256 244H254V245H252V249H251V247H249L251 250V252H249V254H247L248 253V251L246 252V250H245V254L243 253L244 252V250H242V245H241V243L242 242H244V241H246V240H250L251 242L253 241V240H255V241H257V242H259V241H262V240H264V238H263V236H264V227H262L261 225V223H259V221H258V219H257V217L254 215V211H255V209L256 208H258L259 206H260V204H262L263 202H264V177H262V176H264V175H261V174H256V175H249V173H247L246 171H245V169H241L240 170V168H237V167H235ZM50 169V170H49ZM78 169H80V170H78ZM84 169V170H83ZM103 169H105V170H107V169H109L110 171H106L105 172V174H102L104 171H103ZM127 169H128V171H127ZM132 169V170H131ZM139 169H142V171H140ZM57 170V171H56ZM70 170H71V172H70ZM117 172H116V171ZM124 170V171H123ZM51 171V172H50ZM80 171V172H79ZM85 171V172H84ZM92 171V172H91ZM120 171V172H119ZM134 171V172H133ZM70 172V173H69ZM84 172V173H83ZM129 172H133V173H129ZM140 172V173H139ZM53 173V174H52ZM66 173L68 174L67 176L68 177H66ZM71 173H73V174H71ZM78 173H80V174H78ZM124 173H125V175H124ZM245 173H247L248 174V176L245 174ZM60 174H62L63 176H61ZM74 174H76V176L74 175ZM115 174V175H114ZM236 174V175H235ZM71 175H74V179H73V177L71 176ZM83 175V178L81 177ZM111 175H113V176H111ZM122 175V176H121ZM129 175H131V176H129ZM239 175V176H238ZM243 175V176H242ZM259 175V176H258ZM260 175H261V177L262 178H260ZM77 176L78 177H81L82 179H81V182H80V178H79V180H77L78 178H77ZM89 176V177H88ZM100 176V178L98 179V177ZM116 176V177H115ZM128 176V177H127ZM231 176H233V177H231ZM236 176V177H235ZM246 177V179H245V177ZM259 178H258V177ZM64 177H66V178H64ZM69 177H72V178H69ZM106 177H109V178H106ZM242 177V178H241ZM69 178V179H68ZM106 178V179H105ZM121 178V179H120ZM124 178H125V180L126 181H124ZM127 178V179H126ZM213 178V179H212ZM233 178H235V179H233ZM255 178H257L256 179V181H254V179ZM60 179V180H59ZM74 181H73V180ZM85 181H84V180ZM88 179V180H87ZM96 180V181H91V180ZM101 179V180H100ZM224 179V180H223ZM240 179H242L241 181H239ZM243 179H245V180H243ZM249 179V180H248ZM259 179H261V180H259ZM6 180H8L9 181V183L6 181ZM11 180V181H10ZM15 180V181H14ZM67 180V181H66ZM90 180V181H89ZM97 180H99V181H97ZM117 180V181H116ZM119 180V181H118ZM121 180V181H120ZM122 180H123V182H122ZM134 180V181H135ZM209 180V181H208ZM236 180V181H235ZM263 180V181H262ZM75 181H77V182H75ZM89 181V182H88ZM117 182V183H115V182ZM239 181V182H238ZM246 181H247V184H246ZM14 182V183H13ZM42 182V183H41ZM47 182V183H46ZM110 182H112V184L110 183ZM120 182V183H119ZM125 182V183H124ZM222 182H226L225 184L224 183H222ZM260 182H262V183H260ZM34 185H33V184ZM37 183V184H36ZM39 183V184H38ZM48 183H49V187H48ZM59 183V184H58ZM236 183H237V185H236ZM239 183V184H238ZM251 185H250V184ZM252 183L254 184V185H252ZM258 183H259V185H261V186H259L258 185ZM54 184V185H53ZM56 184V185H55ZM96 184V185H95ZM100 184H102V185H99ZM104 184V185H103ZM106 184V185H105ZM208 184H209V186H208ZM242 186H241V185ZM67 185V186H66ZM77 185V186H76ZM94 185H95V187H94ZM98 185V186H97ZM109 185V186H108ZM115 185V186H114ZM7 188H6V187ZM60 186V187H59ZM92 186V188H90ZM107 186V187H106ZM118 186V187H117ZM238 186V187H237ZM258 186V187H257ZM84 187H85V189H84ZM89 187V188H88ZM99 188V190H101L102 188ZM113 187V188H112ZM248 187V188H247ZM2 188V189H1ZM19 188V189H18ZM45 188H47L46 190H48V191H45ZM53 188V189H52ZM58 190H57V189ZM69 188V189H68ZM83 188V189H82ZM97 188V189H98ZM247 188V189H246ZM251 188H252V190H251ZM7 189H9V190H7ZM12 189V190H11ZM14 189V190H13ZM16 189H18V190H16ZM21 189V190H20ZM51 189V190H50ZM56 189V191H54ZM68 189V190H67ZM80 189V190H79ZM96 189V190H97ZM240 191H239V190ZM6 190V191H5ZM40 190V189H39ZM61 190V191H60ZM152 190V189H151ZM161 190H165V191H162L161 192ZM243 190V191H242ZM4 191V192H3ZM24 191V192H23ZM42 191H40L39 193H40V195H42ZM57 191H58V194H57ZM64 191V192H63ZM66 191V192H65ZM68 191V192H67ZM85 191V192H84ZM238 193H237V192ZM250 191V192H249ZM3 192V193H2ZM55 192V193H54ZM62 192V193H61ZM78 192H76V196L78 195V194H80V193H78ZM84 192V193H83ZM90 192V191H89ZM98 192H100V191H98ZM103 191H101V193H102ZM169 192V193H168ZM17 193H20V194H18V196H17ZM78 193V194H77ZM91 193V192H90ZM96 193H97V191H96ZM9 196H8V195ZM13 194V195H12ZM24 194H26V195H24ZM28 194H31V195H29V196H27ZM80 194V195H81ZM85 194H87V192L85 193ZM93 194H95L94 192H93ZM98 194V193H97ZM159 194H161V197H160V195ZM162 194L165 196V198H164V196H162ZM244 194H246V195H249V196H246V195H244ZM26 197H24V196ZM47 195V194H46ZM67 195V194H66ZM263 195V196H262ZM9 198H8V197ZM11 196H13V198H14V200H15V198H18V199H16L17 201V206H16V204L14 203L13 204V202L14 201H11V200H13V198L12 199H10V197ZM20 196V197H19ZM74 196V195H73ZM158 196H159V198H158ZM243 196V197H242ZM259 196V197H258ZM3 197H5V199L3 198ZM22 197V198H21ZM37 197V196H36ZM55 197V196H54ZM66 196L64 195V197L63 196H61L60 198H62L61 200H64L63 198H65ZM71 197V196H70ZM19 198H21V199H19ZM23 198H25L26 200V202L24 201V200H22ZM37 198H39V197H37ZM168 198V199H167ZM227 198L230 200H227ZM259 198H261L260 200L262 201L261 203H260V201H258L259 200ZM263 198V199H262ZM4 199V200H3ZM9 199V200H8ZM30 199H33V200H35V202L33 201V200H31V202L33 201L34 202V204L33 203H31L30 202ZM40 199V198H39ZM123 199H125L126 200V202L128 201V199H126V198H123ZM222 199V200H221ZM3 202H2V201ZM7 200L9 201L6 205H5V203L7 202ZM18 200H19V202H18ZM28 200V201H27ZM125 200H121V198L119 199V202L121 203V201L123 202V203H126V202H124ZM163 200V201H162ZM223 200H225V202L223 201ZM231 200H233V202L231 201ZM245 200H247V201H245ZM23 201H24V203H23ZM10 202H12V203H10ZM20 202L22 203L21 205H18V203L20 204ZM28 202H30V205H29V203ZM59 202H61V201H58V203ZM209 202V203H208ZM222 202H223V204H222ZM230 202H232V204H233V206H232V209H231V203ZM249 202V203H248ZM259 202V203H258ZM25 203H26V205H25ZM36 203H37V206H36ZM57 203V202H56ZM63 203V202H62ZM64 203H65V201H64ZM164 203H167V204H164ZM225 203H227V204H225ZM247 203V204H246ZM251 203V204H250ZM255 203L257 204V205H255ZM61 204V203H60ZM169 204H170V206H169ZM245 204V205H244ZM249 204H250V206H249ZM3 205H5L6 207V210H5V208H4V206ZM8 205V206H7ZM34 205V206H33ZM199 205V203H197V206ZM226 205V206H225ZM4 208V210H2V207ZM21 206H23V208L25 207L26 209H28V208H30L29 210L31 211L30 212V214H33V211H34V215H31V219H28L27 218V215L26 214H28V211L24 208V209H22V207ZM28 206H30V207H28ZM62 206H63V204H62ZM61 206V207H62ZM213 206H214V208H213ZM228 206H230L229 208H228ZM236 206V207H235ZM254 206H255V208H254ZM28 207V208H27ZM202 207V206H201ZM8 208V209H7ZM38 208H37V210H38ZM51 208H54V209H51ZM173 208V209H172ZM193 208V209H192ZM134 209H136V208H134ZM239 210V213H238V211L237 210ZM251 209V210H250ZM9 210V211H8ZM23 210H25V211H23ZM184 210H186V209H184ZM231 210H233V213L231 212ZM245 210V211H244ZM249 210V211H248ZM2 211V212H1ZM11 211V212H10ZM13 211V212H12ZM48 211H50V212H48ZM57 211V210H56ZM193 211V212H192ZM237 211V212H236ZM23 212V213H22ZM89 212V211H88ZM7 213H8V216H7ZM21 213V214H20ZM47 213H48V216H49V218H48V216H47ZM51 213V214H50ZM60 213V212H59ZM240 213H242L241 214V216L239 217V214ZM80 214V215H79ZM82 214H84V215H82ZM17 215V216H16ZM29 215V214H28ZM39 215V214H38ZM37 215V218L39 217ZM82 215V216H81ZM85 215H87V217H85ZM105 215H106V217H105ZM5 216H6V218H5ZM12 216V217H11ZM15 217V219H13L14 217ZM19 216V217H18ZM33 216V217H32ZM78 216H80L79 218H81L80 220H79V218H78ZM84 216V217H83ZM140 216V217H139ZM199 216H200V218H199ZM252 216V217H251ZM4 217V218H3ZM39 217V218H40ZM44 217H46V218H44ZM138 217V218H137ZM190 217V218H189ZM246 217H248V218H246ZM17 218H18V220H17ZM20 218V219H19ZM86 218H89L88 220L86 219ZM195 218V219H194ZM231 218H232V220H231ZM245 218H246V221H245ZM250 218V219H249ZM251 218H253V220H255V222H252L253 220L251 219ZM63 219V220H62ZM85 219V220H84ZM92 219V220H91ZM105 219V220H104ZM127 219L128 220V222H126L125 220ZM168 219L170 220L169 221V223H168ZM178 219H180V220H178ZM199 219H200V223H198L199 222ZM202 219H204V220H202ZM238 219V220H237ZM249 219V220H248ZM5 220H7L5 223H3ZM10 220L12 221L13 220V223H11L10 222ZM37 220V219H36ZM36 220H35V225H36ZM44 220L42 221V222H44ZM72 220V219H71ZM70 220V221H71ZM74 220H72L73 222H74ZM89 220H91V221H89ZM98 220V221H97ZM106 220H108L107 222H105ZM132 220V219H131ZM149 220H151V221H148ZM180 222H178V221ZM185 220H187V222L185 221ZM244 220V221H243ZM247 220H248V222H247ZM250 220H252V221H250ZM17 221V222H16ZM19 221V222H18ZM48 221V222H49ZM102 221H104L105 222V224H102ZM117 221H116V223H117ZM130 221V222H129ZM167 221V223H165L164 224V222H166ZM198 221V222H197ZM204 223H203V222ZM207 221V222H206ZM258 221V222H257ZM9 222V223H8ZM56 222V223H55ZM91 222V223H90ZM103 222V223H104ZM141 222V223H140ZM173 222H174V224H173ZM178 222V223H177ZM185 222V223H184ZM196 222V223H195ZM235 222V223H234ZM6 223H8V224H6ZM11 223V224H10ZM16 223H18V224H16ZM85 223V222H84ZM84 223H83V225H84ZM107 223V224H106ZM129 223V224H128ZM150 223V224H149ZM182 223H183V225H182ZM207 223V224H206ZM246 223V224H245ZM15 224H16V226L18 227L17 229H19L20 230V233H13V231H12V233L9 231L11 228H13V226H15ZM44 224V225H43ZM88 224V225H89ZM93 224V223H92ZM96 224V223H95ZM98 224V223H97ZM111 224V225H110ZM123 224V225H122ZM178 224H180L181 225V228L179 227V225L177 226ZM250 224V225H249ZM11 225H13V226H11ZM36 225V226H37ZM66 225H68V227H66ZM89 225V226H90ZM102 225V226H101ZM104 225V226H103ZM110 225V226H109ZM113 225V226H112ZM116 225V226H115ZM120 225H122L123 226V228L120 226ZM150 225H152L153 227L152 228H150ZM157 225V226H156ZM174 225H176L175 227H176V229H173V227L172 228H170V226H174ZM207 225V226H206ZM229 225V226H228ZM239 225L241 226V228H238L239 227ZM258 225V226H257ZM3 226V227H2ZM15 226V227H16ZM57 226V227H56ZM92 226V225H91ZM90 226V227H91ZM110 228H109V227ZM118 226V227H117ZM144 227V229H143V227ZM149 226V227H148ZM154 226H156L157 228H155ZM206 226V227H205ZM234 226V227H233ZM245 226V227H244ZM9 227V228H8ZM11 227V228H10ZM13 228V230L15 229L16 230V228ZM21 227V228H22ZM26 227V226H25ZM49 227V229H50V226H48ZM79 227V226H78ZM81 229L82 228H86L87 227V225L86 226H82V224H81ZM116 227H117V231H116ZM124 227H125V229H124ZM126 227H129V228H127V232H128V230L130 231L131 230V228L133 229V232H134V228L135 229H137V231L139 232V231H141V233H139L140 235H139V238L140 239H138V233H137V231L136 232H134V233H130L129 234V232L127 233L126 232V234H128V235H124L123 234V232H125V230H126ZM178 227V228H177ZM8 228V229H7ZM52 228V227H51ZM57 228V229H56ZM67 228V229H66ZM84 228V229H85ZM87 228H89V227H87ZM121 228H122V230H121ZM215 228V229H214ZM235 228V229H234ZM244 228V229H243ZM40 229V230H39ZM73 229V230H74ZM80 229V228H79ZM78 229V230H79ZM83 229V230H84ZM145 229H146V231H145ZM148 229V230H147ZM195 229H197L196 231H195ZM232 229H234L235 230V233H233V231L234 230H232ZM36 230V231H35ZM59 230V231H58ZM76 230H77V228H76ZM82 230V231H83ZM105 230V229H104ZM110 230V231H109ZM170 230V231H169ZM205 230V231H204ZM54 231V232H53ZM55 231H58L59 232V234L60 235H62V236H64V237H61V239L63 238V240L62 241H58V244H60V245H58L57 243L56 244H53L52 243V245L53 246H50L51 244L50 243H48V241H51V239L52 240H54L53 242L55 243V242H57L55 239H53V238H51V239H49V234H51V233H49V232H53L52 233V237H53V235H55ZM62 231V232H61ZM88 231H90L89 229H88ZM96 231V232H97ZM100 231V233H101V231L102 232H104L103 230H99ZM98 231V232H99ZM105 231V232H106ZM117 232L116 234H115V232ZM122 231V232H121ZM224 231V232H223ZM228 231V232H227ZM252 231H254V233L252 232ZM9 232H10V234H9ZM14 232H19L18 230L17 231H14ZM57 232V233H58ZM67 232H70V234L69 233H67ZM76 232V231H75ZM107 232L105 233V235L107 234ZM132 232V231H131ZM145 232H147L146 234H145ZM153 232H154V234H153ZM160 232V233H159ZM233 234H231V233ZM250 232H252V233H250ZM261 232H263L262 234H261ZM67 233V236H65V234ZM87 232H86V230H85V234H86ZM99 233V234H100ZM149 233V234H148ZM165 233V234H164ZM169 233V234H168ZM212 233V234H211ZM221 233H222V235H221ZM14 234L16 235L17 234V236L15 237L14 236ZM23 234V235H22ZM64 234V235H63ZM73 234H74V232H73ZM98 234V233H97ZM115 234V235H114ZM119 234H121L120 236H122V235H124L125 236V238H124V240L125 241H128L129 239H131V237H132V235H133V238L135 239V241H137L136 242V244H134L131 240H133V239H131L130 241H131V243L134 245V247H132L131 245H129V243L128 242H125L124 243V240H123V237H121V238H119L120 236H119ZM148 234V235H147ZM152 234H153V237H152ZM167 234V235H166ZM231 234V236H229V235ZM238 234V235H237ZM259 234V235H258ZM261 234V235H260ZM5 235V236H4ZM20 235V236H19ZM83 235V234H82ZM101 235V234H100ZM135 235H137V237H135ZM147 235V236H146ZM151 235V236H150ZM165 235H166V237H165ZM263 235V236H262ZM8 236V237H7ZM84 236V235H83ZM116 236H118L117 237V239H114ZM155 236V237H154ZM156 236H157V238H156ZM173 236V238H171ZM227 236V237H226ZM260 236H262V237H260ZM6 239H4V238ZM13 237V239H11ZM60 237V236H59ZM130 237V238H129ZM239 237H240V239L241 238H243L242 239V241L239 239ZM20 238V239H19ZM22 238V239H21ZM36 238V239H35ZM48 238V239H47ZM113 240H112V239ZM150 238V239H149ZM209 239V240H206V239ZM220 238V239H219ZM222 238V239H221ZM248 238V239H247ZM263 238V239H262ZM11 239V240H10ZM16 239H17V241L19 242V243H15L16 242ZM43 239V240H42ZM106 239L104 238V240L106 241ZM119 239V240H118ZM121 239V240H120ZM141 239H144V241H140ZM158 239V240H157ZM172 239V240H171ZM226 239V240H225ZM8 240H10L9 242H8ZM14 240V241H13ZM25 240V241H24ZM28 240V241H27ZM37 241L38 243H39V241H41V242H43V245H42V243L40 242L39 244H36V246H34V241ZM48 240V241H47ZM68 241V242H70L69 244V246H71V249L70 248H68V242H65V241ZM109 240V241H108ZM110 240H111V242H110ZM115 240V241H114ZM120 241V242H118V241ZM167 240V241H166ZM176 240H179L180 242L181 241H183V240H185L184 242L187 244H185V245H183V243H180V242H176ZM5 241V242H4ZM47 241V243H44V242H46ZM112 241H113V243H112ZM123 241V244L121 243ZM156 243L157 242V245L154 243V242ZM219 241V242H218ZM248 242V244H251V242ZM4 242V243H3ZM21 242V243H20ZM26 242H28V243H26ZM36 242V243H37ZM142 243L143 242V244H140V243ZM162 242L163 243H165V244H162ZM168 242V243H167ZM172 242V243H171ZM195 242H198V243H195ZM214 242L216 243V244H214ZM221 242V243H220ZM241 242V243H240ZM65 243L67 244V247H66V245H65ZM130 243V244H131ZM190 243V244H189ZM192 243H194V244H192ZM47 244H49V246L50 247H48V246H46ZM65 245V246H63V245ZM124 244H126V246L124 245ZM140 244V245H139ZM162 244V245H161ZM169 244H172V245H174L172 248L174 249H172V251H169V250H171V245L169 246ZM196 244H198L199 246V248H201V249H199L197 246H196ZM240 244V245H239ZM3 245V246H2ZM55 245V246H54ZM111 245V246H110ZM121 245V246H120ZM128 245H129V247H128ZM161 245V246H160ZM191 245H193V246H191ZM13 246V245H12ZM15 246H13V247H11L10 249H12V248H14V250H15ZM40 246V247H41ZM57 246H58V248H57ZM60 246H62V247H64L65 249H70V250H68V251H70L69 253H70V255L71 254H74L75 256H74V258L71 260L70 259V261H69V259H67L68 261L65 263L64 261L65 260H63L62 259V257H65L66 255L63 253V251L65 252V250L64 249H62V251H61V248H60ZM102 246H104V247H102ZM106 246V247H105ZM114 246V247H113ZM136 246V247H135ZM159 247V249H158V247ZM169 246V247H168ZM183 246H185V247H182ZM186 246L188 247V248H186ZM231 246V248H229ZM237 246H238V248H237ZM240 246V247H239ZM251 246V245H250ZM253 246L255 247V248H253ZM24 247V248H25ZM119 247V248H118ZM125 247H127L128 248V250H126V251H128V252H126L125 250H124V252L122 251ZM154 247H157V249H156V252H154L155 251V248ZM166 247H168V248H166ZM180 247H181V250H180ZM193 247H195L196 248V250H198V251H196ZM206 247H208V248H206ZM224 247V248H223ZM48 248H49V250H48ZM60 248V249H59ZM177 248V249H176ZM202 248H204V251H203V249ZM215 248V249H214ZM236 248V249H235ZM10 249H8V247H7V249L6 250H4L5 252L7 251V252H10ZM39 249V248H38ZM78 249V248H77ZM76 249V250H77ZM103 249V250H102ZM122 249V250H121ZM130 249H131V252H130ZM134 249V250H133ZM183 249H187V251H191V249H192V253L193 254H191V253H187V252H185V251H183V252H181ZM194 249V250H193ZM240 249V250H239ZM258 249H259V251H258ZM2 250V249H1ZM9 250V251H8ZM48 250V252H46ZM99 250H102V251H99ZM238 250V251H237ZM242 250V251H241ZM27 251V252H28ZM67 250H66V254L67 255H69L67 252H68ZM75 251V252H74ZM77 251H80L79 249L77 250ZM111 251V252H110ZM113 251V252H112ZM114 251H115V253H120L119 255L118 254H115L114 253ZM118 251V252H117ZM121 251H122V253H121ZM135 251V252H134ZM138 251L139 252H143V254H141L140 253V255H139V253H138ZM146 251H148V252H146ZM154 252V254H153V252ZM163 251V253H161ZM166 251V252H165ZM168 251V252H167ZM195 251H196V253H195ZM236 251V252H235ZM2 252V251H1ZM1 252H0V254H1ZM11 252H13V250L11 251ZM10 252V253H11ZM38 252L40 253V250H38ZM59 252V253H58ZM108 252L110 253L109 254V256H108ZM150 252H152L151 254H150ZM171 252V253H170ZM180 252H181V254H180ZM185 252V253H184ZM198 252V253H197ZM201 252H203V255H201L202 253ZM204 252H206L205 254H204ZM229 252H230V250H229ZM260 252H261V254H260ZM38 253V254H39ZM41 253H42V251H41ZM87 253V252H86ZM86 253H85V255H86ZM106 253H107V256L108 257H105L106 256ZM126 253V254H125ZM131 253V254H130ZM149 253V254H148ZM174 253V254H173ZM182 253H184V254H182ZM199 253H201V254H199ZM226 253V252H225ZM4 254V253H3ZM2 254V255H3ZM6 254V253H5ZM26 254V253H25ZM24 254V255H25ZM28 254V253H27ZM57 254V255H56ZM62 254H64V255H62ZM90 254V255H89ZM91 254H92V256H91ZM97 254V255H96ZM112 254V255H111ZM122 254V255H121ZM132 255L131 257H129L128 255ZM133 254H134V256H133ZM146 254H148V256H146ZM167 254H169V255H167ZM172 254H173V256H172ZM175 254H176V256H175ZM188 254V255H187ZM253 254H254V256H253ZM255 254H258V255H255ZM40 255V254H39ZM48 255L44 258V259H46V262L48 263L49 261H47V258L49 259V260H51L52 261V259H50V256L48 257ZM69 255V257L71 258V257H73L72 255L70 256ZM81 255V256H80ZM100 255H103V257L102 256H100ZM116 255H118V256H116ZM121 255V256H120ZM171 255V256H170ZM182 255V256H181ZM8 256V255H7ZM34 256H38L37 254L36 255H34ZM33 256V257H34ZM62 256V257H61ZM91 256V257H90ZM114 256V257H113ZM144 257L145 256V260H143V258H142V260L141 261H139V259H141V257ZM174 256H175V258H174ZM185 256V257H184ZM193 256L191 257L192 259H193ZM236 256H238V255H236ZM244 257V260H243V257ZM259 256H262V257H259ZM10 257V256H9ZM28 257V258H29ZM67 257V256H66ZM66 257H65V259H66ZM97 259H99V258H101L100 260H102V262L100 261V263L98 262L99 260L97 259V260H94L95 258ZM134 257V258H133ZM173 257V258H172ZM181 257V258H180ZM188 257V261L190 262V259L191 258H189ZM12 257H10V259H11ZM29 258V259H30ZM36 258H38V261L37 262H34V260H37V259H32L33 260V264H42V262H41V260L40 259H43L42 257H40V256H38V257H36ZM77 258V257H76ZM104 258H107V260H105ZM115 258V259H114ZM180 258V259H179ZM255 258V259H254ZM260 258V259H259ZM9 259V260H10ZM31 259L30 260H28V262H31ZM78 260L77 261H79V260H81V258L79 259V258H77ZM152 259V258H151ZM169 259H170V261H169ZM172 259V260H171ZM175 259H177V260H175ZM181 259H183V261L181 260ZM191 259V260H192ZM254 259V260H253ZM257 259L259 260V261H257ZM6 260H8V258H6ZM5 260V258H4V261H6ZM11 260H13V261H8L10 264H12L13 262H14V260L15 259H11ZM116 260V261H117ZM181 260V262H179ZM238 260H240V261H238ZM243 260V261H242ZM253 260V261H252ZM19 261V260H18ZM22 261H24V260H22ZM93 261V262H92ZM142 261H144L143 263H142ZM146 261H149V262H146ZM8 262L6 261V262H4V263H6V264H8ZM17 262V261H16ZM14 262L13 264H20V262H21V260L19 261V262ZM45 261L43 262V264H45L46 263ZM119 262H117L116 264H118ZM140 262V263H139ZM189 262H187V263H185V264H190ZM261 262V263H260ZM1 263H3L2 261H1ZM3 263V264H4ZM25 263V262H24ZM46 263V264H47ZM79 263H81V261L79 262ZM81 263V264H82ZM113 263H111V264H113ZM22 264V263H21ZM25 264H27V263H25ZM30 264V263H29ZM49 264H50V262H49ZM78 264V263H77ZM136 264V263H135ZM172 264V263H171Z\"/></svg>",
  "mask_w": 264,
  "mask_h": 264
},
{
  "label": "bare ground",
  "instance_id": "bare-ground-1",
  "mask_svg": "<svg viewBox=\"0 0 264 264\" xmlns=\"http://www.w3.org/2000/svg\"><path fill=\"white\" fill-rule=\"evenodd\" d=\"M24 1V3L27 1V0H20V1H5V0H0V20L2 21L4 18H7V14H8V12L10 11V10H14V8H15V6H16V4H21L22 2ZM108 1V0H107ZM118 1V0H117ZM154 1V0H153ZM168 1V0H167ZM175 1H181V0H172L171 2H169L168 4H169V7L170 8H172L171 6H173V4L175 3ZM193 1H195V0H193ZM238 0H207V1H205L204 0V2L206 3V5H204V7L202 8V7H200L198 10H199V13H201L200 15L201 16H203L202 18H205L207 15L205 14L206 12L208 13V16H210L211 17V19L209 20L207 17H206V19H208L209 21L207 22V20L203 23V25L201 24L202 23V21H200V24L202 25L201 27H199V25H195V27L196 26H198L199 28H197L196 27V29L195 30H193V39H192V35L191 34H188L189 35V37H191L189 40H188V35H186V34H182V33H180L181 31V29H180V26H181V24L179 23L180 22V20L182 21V23H184L183 21L185 20H183V18L182 19H178V20H174V21H172V22H175V25H173V26H171L172 25V23H171V25L168 23V25H165L164 27H168L169 25L171 26H169L170 28L169 29H166V28H161V26H159V28H156V30L158 31V34H159V38H160V42L158 43V42H156V46L157 45H159V48H161L163 51H165L166 53H164V52H162V50H160V53L162 52V54L164 53V54H167V55H169V56H175V57H177L176 59L178 60L177 62H182V60H185V59H187L188 60V62H187V64H185L184 65V69H182L183 71H182V74L181 75H185V76H182V78L180 79L179 78V80L177 79V81H176V78L178 77H176V73H177V71H176V69H174V70H172L171 69V71H172V76H171V79L169 80V78L168 79H166V78H159L158 80H161V83L162 84H164V83H169L170 84V90L173 92H177V90L179 91V92H182L180 95H178V96H176L175 94H174V92L172 93V97L171 98H169V100H171V101H174V102H176V101H179L180 99L182 100V99H191V97H198V99H201V97L200 96H205V95H207L208 94V88H212V87H210V85H215V86H217L218 84H219V82L221 83L220 84V86L222 87V86H224L225 87V85H228V83H229V85H237V83H238V81L239 80H244V82H245V84H246V86H248V87H250V85L251 84H249L251 81H254L255 83H259V84H252V85H256V86H254L255 88H257L256 90H258V88L259 87H262V88H264V83H262V82H264V77L262 76V73H261V71L260 70H262V71H264L263 69H261L263 66H264V56L262 57L263 59H261V58H258L257 59V56L258 55H260V54H262V52H264V51H262V50H264V6H262V4L264 3V0H261V2H262V4H257V3H255V2H252V1H254V0H246L249 4H248V6H245L244 5V3L243 4H237L238 2H237ZM79 2V1H78ZM99 2V1H98ZM148 2V1H147ZM109 3V2H108ZM23 4V3H22ZM149 4V3H148ZM153 4V3H152ZM155 4H157V2L155 3ZM168 4H163V5H168ZM65 5V4H64ZM101 5H103V4H101ZM108 5L109 4H107V7H108ZM163 5H149V6H151L150 8V10H151V12H150V16H149V14H148V16L150 17V19L149 18H147L148 19V21L150 20H154V16L156 17V19L159 17V12L161 13L162 12V7H163ZM112 6H113V4H112ZM112 6H110V7H112ZM153 6V7H152ZM19 7V6H18ZM106 7V6H105ZM105 8L106 10H107V12H108V10H109V12H110V14H108V16L110 17V19H109V17H108V19H109V22L112 24V23H114L115 22V26L117 25V23H121V21H123L122 22V24H124V19L126 18V17H128V15L130 16V13L127 15V16H125V12L126 11H124V13H122V12H120V13H115L114 14V12H116V11H114L115 9H113V11L111 10L110 11V9H108V8H110V7H108V8ZM134 7V5L132 6V8ZM161 7V8H160ZM102 8V7H101ZM100 8V9H101ZM116 8H118V7H116ZM131 8V10L133 11L134 10V8L132 9ZM139 9H140V7H138ZM169 8V9H170ZM80 9H81V7H80ZM99 9V10H100ZM82 10H84V9H82ZM81 10V11H82ZM96 8H95V12H96ZM118 10V9H117ZM128 10V9H127ZM161 10V11H160ZM101 11H102V9H101ZM103 11H104V9H103ZM118 11H120V10H118ZM80 12V11H79ZM105 12V11H104ZM107 12H105L104 14L106 15L107 14ZM108 12V13H109ZM111 12H113V13H111ZM130 12V11H129ZM202 13H204V14H202ZM88 14V13H87ZM97 14V13H96ZM124 14V15H123ZM188 14V13H187ZM186 14V15H187ZM94 15V14H93ZM185 15V16H186ZM194 15V14H193ZM87 16V15H86ZM134 16V15H133ZM162 16V15H161ZM205 16V17H204ZM90 17V16H89ZM163 17V16H162ZM183 17V16H182ZM187 17V16H186ZM193 17V16H192ZM93 18V17H92ZM97 18V17H96ZM135 18V17H134ZM169 18V17H168ZM174 18V17H173ZM180 18H181V16H180ZM189 18H191V17H189ZM188 18V19H189ZM85 19V18H84ZM131 19V18H130ZM130 19H129V23H131L130 22ZM133 19V18H132ZM136 19V18H135ZM176 19V18H175ZM145 20V19H144ZM170 20V19H169ZM190 20V19H189ZM188 20V22H190ZM193 20V18L191 19V21ZM94 21H95V19H94ZM105 21H107L106 19H105ZM104 21V22H105ZM111 21H113V22H111ZM146 21V20H145ZM149 21V22H150ZM195 21V20H194ZM198 21V20H197ZM226 21H229V25L230 26H228L227 24H226ZM91 22V21H90ZM108 22V21H107ZM126 22V21H125ZM138 22V21H137ZM142 22V21H141ZM148 22V23H149ZM97 23V22H96ZM127 23V22H126ZM186 23V22H185ZM191 23V22H190ZM207 23H209L208 25H207ZM85 24V23H84ZM83 24V25H84ZM93 24V23H92ZM122 24H120V25H122ZM133 24V23H132ZM188 24V23H187ZM82 25V26H83ZM94 25V24H93ZM114 25V24H113ZM126 25H130V24H126ZM134 25H136V24H134ZM154 25V24H153ZM163 25V24H162ZM66 26V24H63L62 25V27L64 28ZM106 26H108V25H106ZM154 26H156V25H154ZM119 27H121V26H119ZM153 27V26H152ZM151 27V28H152ZM182 27V26H181ZM184 27H185V24H184ZM187 27V26H186ZM194 27V26H193ZM194 27V28H195ZM0 28H1V30L0 31H2V30H4V25L0 22ZM71 29H74V28H71ZM152 29H154V27L152 28ZM60 30H61V28H60ZM75 30H77V29H75ZM85 30V29H84ZM146 30H148V29H146ZM184 30V29H183ZM187 30V29H186ZM180 31V32H179ZM185 31V30H184ZM69 32V31H68ZM68 32H66V33H68ZM71 33H73L72 31H70ZM77 32V31H76ZM76 32H74L73 34L75 35V33ZM81 32V31H80ZM131 32V31H130ZM258 32H261V33H258ZM66 33H64V34H66ZM79 33V32H78ZM63 34V33H62ZM61 34V35H62ZM81 34V33H80ZM82 34H84V33H82ZM60 35V36H61ZM67 35V34H66ZM69 35V34H68ZM85 35V34H84ZM120 35V34H119ZM191 35V36H190ZM59 36V37H60ZM62 38V37H61ZM65 38V37H64ZM147 38V37H146ZM153 38V37H152ZM157 38V37H156ZM23 39V38H22ZM59 39V38H58ZM0 40H3V39H0ZM203 40H205V41H207L208 42V44H207V42H206V44L209 46V47H212V46H216V45H218L219 43H221V44H224L225 43V41H226V43H228L229 44V42L227 41V40H229V41H231L232 43H233V41H234V45H233V48H232V46H231V48H232V50H230L229 51V53H230V56L228 57V58H225L224 56H222L224 53L222 52V53H220V57H218L217 58V55L216 54H212V53H210L209 51H207L206 50V47H205V49L203 48V52L205 51V53H201L202 52V50H201V52H199L198 51V49H197V53H196V51H195V53H196V55H195V57H194V55H193V58H192V56H191V54H190V51H188V53L187 52H184L183 50H184V46H185V43H187V42H189V43H195V44H199V43H202L201 41H203ZM148 41H149V39H148ZM2 42V41H1ZM131 42H132V39H131ZM150 42H151V40H150ZM150 42H148L149 44H150ZM230 42V43H231ZM130 43V42H129ZM72 44H73V42H72ZM131 44V43H130ZM129 44V45H130ZM147 44V43H146ZM152 44H154V43H152ZM152 44H150V45H152ZM194 44V45H195ZM57 45H58V43H57ZM191 45V44H190ZM194 45H192V46H194ZM230 45V44H229ZM56 46V45H55ZM63 46V45H62ZM132 46L134 47V42H133V45H131V48H132ZM149 46V45H148ZM147 46V47H148ZM196 46V45H195ZM204 46V45H203ZM60 47V46H59ZM155 47V46H154ZM219 47H220V45H219ZM51 48H52V46H51ZM51 48H49V49H47L46 51H48V50H51V52L52 51H54L53 50V48L51 49ZM143 48V47H142ZM142 48H140V49H142ZM186 48V47H185ZM188 48V47H187ZM208 48V47H207ZM213 48V47H212ZM22 49V48H21ZM20 49V50H21ZM56 49V48H55ZM61 49V48H60ZM66 49H70L69 47L68 48H66ZM151 49H152V51L154 52V54L153 55H151V60H153L154 59V57L157 55V58L158 59H156V60H159V59H161V57L159 56V54H156L155 53V50L153 49V47H151ZM3 50V49H2ZM127 50V47L124 45V49H121L120 50V52H119V54L121 55V56H124V57H129V53H130V51H129V53L126 51ZM130 50V49H129ZM211 50V49H210ZM214 50V49H213ZM6 51V50H5ZM22 51V50H21ZM55 51H57V50H55ZM142 51V50H141ZM144 51H145V49H144ZM146 51H148V50H146ZM183 51V52H182ZM186 51H187V49H186ZM23 52H26V51H23ZM27 52H28V50H27ZM30 52H31V50H30ZM36 52H38V51H36ZM51 52H45V54H43L44 56L45 55H47V56H49L50 54L49 53H51ZM132 52V51H131ZM214 52V51H213ZM227 52V51H226ZM22 53V52H21ZM21 53H19V55H21ZM35 53V52H34ZM55 53V52H54ZM53 52H52V54H54ZM67 53V52H66ZM69 53V52H68ZM81 53V52H80ZM149 53V52H148ZM151 53V52H150ZM201 53V54H200ZM1 54V53H0ZM24 54V53H23ZM32 54V53H31ZM42 54V53H41ZM139 55V51H138V47H137V45H136V43H135V47H134V55ZM145 54V53H144ZM164 54H163V56H164ZM226 54V53H225ZM243 54H246L247 55V57L248 58H251L252 59V61H254V65H255V69H254V72L253 73H248V67L246 66V67H244V65L242 64V62H241V64H242V66L240 67V62H239V56L241 57V55L243 56ZM9 55V54H8ZM8 55H6L5 56V59L6 60H8ZM13 55V54H12ZM11 55V57L13 58V56ZM19 56L18 55V52L17 53H15L14 54V56ZM26 55H27V53H26ZM68 55V54H67ZM79 55V54H78ZM92 55V54H91ZM142 55V54H141ZM256 55V56H255ZM17 56H16V59H17ZM24 56H25V54L23 55V57H22V55H21V58H24ZM63 56V55H62ZM73 56V55H72ZM131 56V55H130ZM140 56V55H139ZM166 56V55H165ZM164 56V57H165ZM168 56V57H169ZM2 57V56H1ZM133 57V56H132ZM259 57V56H258ZM12 58H10V59H12ZM65 58V57H64ZM63 58V59H64ZM232 58H233V63H232ZM15 59V58H14ZM51 59H53V58H51ZM130 59V58H129ZM134 59V58H133ZM145 59V58H144ZM144 59H142L143 61H144ZM165 59H168V58H165ZM241 59V58H240ZM243 59V58H242ZM6 60H4V62H6ZM23 60V59H22ZM76 60V59H75ZM148 60V59H147ZM146 60V61H147ZM162 60V59H161ZM170 60V59H169ZM168 60V61H169ZM172 60V59H171ZM186 60V61H187ZM1 61V60H0ZM9 61V60H8ZM15 61V60H14ZM39 61H42V58L41 57H38L34 62L36 63V62H39ZM145 61V62H146ZM251 61V60H250ZM3 62V63H4ZM20 62V61H19ZM52 62V61H51ZM54 62H56V61H54ZM60 62H62V61H60ZM59 62V63H60ZM78 62H80V60L78 59V60H76L75 61V65H76V63H77V65H78ZM97 62V61H96ZM99 62V61H98ZM139 62H141V60L139 61ZM164 62V61H163ZM243 62H244V60H243ZM248 62V61H247ZM21 63V62H20ZM81 63H83V62H81ZM95 63V62H94ZM121 63V62H120ZM174 63V62H173ZM249 63V62H248ZM5 64V63H4ZM12 64V63H11ZM16 64V63H15ZM15 64L13 63V66L15 67ZM18 64V63H17ZM74 64V63H73ZM143 64H145V63H143ZM142 64V65H143ZM164 64H167V62L166 63H164ZM169 64V63H168ZM176 64V63H175ZM174 64V65H175ZM261 64L263 65L262 67H261ZM7 65V64H6ZM6 65L4 66L5 68H7L6 67ZM9 65V64H8ZM48 65V64H47ZM63 65V64H62ZM93 65V64H92ZM147 65V64H146ZM149 65V64H148ZM158 64L156 63L155 64V66H157ZM237 66V67H234V66ZM248 65V64H247ZM2 65H0V67H1ZM42 66H44V65H42ZM54 66V65H53ZM57 66V65H56ZM64 67H65V65H63ZM83 66V65H82ZM90 66V65H89ZM94 66V65H93ZM150 66H152L151 64H150ZM160 66V65H159ZM168 66H171V65H168ZM249 66V65H248ZM3 67V66H2ZM3 67V68H4ZM12 67V66H11ZM38 67V66H37ZM49 67V66H48ZM68 67V66H67ZM66 67V68H67ZM110 67V66H109ZM138 67H140V66H138ZM142 67V66H141ZM144 68H146L147 67V70H148V67L149 66H143ZM142 67V68H143ZM162 67V66H161ZM174 67V66H173ZM219 67H222L221 69H225V68H227V70H218L217 68H219ZM246 68V70H243L244 68ZM254 67V66H253ZM2 68V69H3ZM36 68V67H35ZM42 68V67H41ZM151 68V67H150ZM155 68V67H154ZM172 68V67H171ZM243 68V69H242ZM8 69H9V67H8ZM8 69H5V71L6 70H8ZM23 69V68H22ZM25 69V68H24ZM50 69V68H49ZM89 69V68H88ZM91 69V68H90ZM168 69V68H167ZM180 69V68H179ZM179 69H177L178 71H179ZM220 69V68H219ZM230 69V70H229ZM0 70H1V68H0ZM27 70V69H26ZM25 70V71H26ZM37 70V69H36ZM86 70V69H85ZM103 70V69H102ZM140 70V69H139ZM150 70V69H149ZM166 70V69H165ZM170 70V69H169ZM186 70V71H185ZM18 71H19V69H18ZM25 71H23V72H25ZM43 71V70H42ZM89 71V70H88ZM106 71H110L109 72V74L108 75H111L112 76V78H113V76L116 74V73H120V74H118V77H119V75L121 76V73H123L122 71H118V72H113L112 71V69H111V67H110V70L109 69H105L104 70V72L106 73ZM114 71H116V70H114ZM127 71V70H126ZM132 71V70H131ZM153 71H155L154 69H153ZM162 71V70H161ZM181 71V70H180ZM31 72V71H30ZM58 72H59V70H58ZM57 72V73H58ZM86 72V71H85ZM137 72H138V70H137ZM146 72V71H145ZM157 72V71H156ZM163 72V71H162ZM170 72V71H169ZM2 73V72H1ZM19 73V72H18ZM28 73V72H27ZM64 73V72H63ZM66 73V72H65ZM102 73V72H101ZM127 73V72H126ZM141 73V72H140ZM160 73V72H159ZM26 74V73H25ZM30 74V73H29ZM32 74V73H31ZM36 74V73H35ZM40 74V73H39ZM44 74H47V73H44ZM43 74V75H44ZM93 74H95V73H93ZM143 74V73H142ZM150 74H152L151 72H150ZM161 74V73H160ZM159 74V75H160ZM165 74H167L166 72H165ZM170 74V73H169ZM179 74V73H178ZM2 75V74H1ZM23 75V74H22ZM41 75V74H40ZM42 75V76H43ZM48 75V74H47ZM57 75V74H56ZM69 75H71V74H69ZM83 75V74H82ZM103 75V74H102ZM163 75V74H162ZM180 75V74H179ZM30 76V75H29ZM77 76V75H76ZM11 77V76H10ZM47 77V76H46ZM45 77V78H46ZM50 77V76H49ZM53 77V76H52ZM55 77V76H54ZM59 77H61L62 78V76H60L59 75ZM99 77V76H98ZM97 77V78H98ZM101 77V76H100ZM134 77V76H133ZM13 78V77H12ZM16 78V77H15ZM29 78V77H28ZM27 78V79H28ZM34 79H35V77H33ZM39 78V77H38ZM44 78V77H43ZM75 78V77H74ZM104 78V77H103ZM128 78H130V76L128 77ZM154 78V77H153ZM11 79V78H10ZM54 79H57V78H54ZM73 79V78H72ZM100 79V78H99ZM105 79H106V77H105ZM115 79V78H114ZM123 80H124V77L122 78ZM121 79V80H122ZM263 79V80H262ZM31 80V79H30ZM33 80V79H32ZM37 80V79H36ZM35 80V81H36ZM95 80V79H94ZM104 80V79H103ZM128 80V79H127ZM151 80V79H150ZM149 80V83H151L152 81H150ZM217 81L218 80V82H215L214 84H212V82L213 81ZM7 81H9V80H7ZM11 81H12V79H11ZM28 81V80H27ZM26 81V82H27ZM52 81V80H51ZM64 81V80H63ZM77 81H78V79H77ZM76 81V82H77ZM86 81H87V79H86ZM108 81V80H107ZM118 81H120V80H118ZM117 81V82H118ZM21 82V81H20ZM40 82V81H39ZM101 82V81H100ZM116 82V81H115ZM241 82V81H240ZM239 82V83H240ZM0 83H3V82H0ZM5 83V82H4ZM9 83V82H8ZM17 83V82H16ZM31 83V82H30ZM35 83H38V81L37 82H35ZM51 83H53V82H51ZM113 83V82H112ZM147 83V82H146ZM10 84H12V83H10ZM27 84V83H26ZM43 83H41V85H42ZM44 84H45V81H44ZM53 84H55V83H53ZM61 84V83H60ZM70 84H72V83H70ZM80 84H82V83H80ZM118 84V83H117ZM117 84H115V85H117ZM241 84V83H240ZM244 84V83H243ZM6 85H8V84H6ZM21 85V84H20ZM19 85V86H20ZM28 85V84H27ZM32 85V84H31ZM40 85V86H41ZM49 85V84H48ZM75 85V84H74ZM77 85V84H76ZM92 85H93V83H92ZM91 85V86H92ZM103 85V84H102ZM107 85V84H106ZM132 85V84H131ZM139 85V84H138ZM242 85V84H241ZM23 86V85H22ZM37 86V85H36ZM44 86V85H43ZM57 86V85H56ZM55 86V87H56ZM84 86V85H83ZM108 86V85H107ZM111 86V85H110ZM113 86V85H112ZM122 86V85H121ZM163 86V85H162ZM166 86V85H165ZM203 86V87H202ZM238 86V85H237ZM245 86V87H246ZM24 87V86H23ZM45 87V86H44ZM118 87V86H117ZM124 87V86H123ZM149 87V86H148ZM156 87H158V86H156ZM229 87V86H228ZM234 87V86H233ZM242 87H244V86H242ZM242 87H241V89H242ZM253 87V88H254ZM1 88H3V87H1ZM6 88V87H5ZM4 88V89H5ZM27 88V87H26ZM25 88V89H26ZM37 88V87H36ZM40 88V87H39ZM58 88H60V86H58ZM69 88H71V87H69ZM74 88V87H73ZM86 88V87H85ZM103 88V87H102ZM143 88H145V87H143ZM142 88V89H143ZM166 88V87H165ZM217 88H218V86H217ZM216 88V89H217ZM252 88V87H251ZM15 89V88H14ZM21 89H22V87H21ZM76 89V88H75ZM74 89V90H75ZM89 90H90V88H88ZM111 89V88H110ZM139 89H141V88H139ZM214 89H215V87H214ZM218 89H220V88H218ZM217 89V90H218ZM227 89V88H226ZM232 89H236V88H232ZM238 89V88H237ZM246 89V88H245ZM1 90V89H0ZM17 90V89H16ZM15 90V91H16ZM27 90H29V89H27ZM32 90H33V87H32ZM34 90H35V88H34ZM60 90V89H59ZM61 90H63V88L61 89ZM73 90V91H74ZM79 90V89H78ZM108 90H109V86H108ZM107 90V91H108ZM115 90V89H114ZM133 90V89H132ZM157 90V89H156ZM163 90V89H162ZM243 90V89H242ZM242 90L240 91V92H242ZM248 90H250V89H248ZM8 91V90H7ZM14 91V90H13ZM13 91H12V93H13ZM30 91V90H29ZM84 91V90H83ZM117 91V90H116ZM119 91V90H118ZM121 91V90H120ZM123 91V90H122ZM164 91V90H163ZM216 91V90H215ZM220 91V90H219ZM222 91V90H221ZM227 91V90H226ZM230 91H232V90H230ZM230 91H227V92H229L230 93ZM236 91V90H235ZM260 91V90H259ZM16 92H18V91H16ZM15 92V93H16ZM22 92V91H21ZM24 92V91H23ZM27 92V91H26ZM53 92V91H52ZM54 92H55V90H54ZM57 92V91H56ZM70 92V91H69ZM72 92V91H71ZM75 92V91H74ZM89 92V91H88ZM91 92V91H90ZM103 92V91H102ZM112 92V91H111ZM140 92H143L142 90H140ZM160 92H162V91H160ZM223 92V91H222ZM247 91H245V93H246ZM250 92L251 91H249V93H247V95H246V98H247V96H248V94L250 95ZM255 92V94H256V91H254ZM1 93V92H0ZM42 93H43V91H42ZM64 92H62V95H64L63 94ZM67 93V92H66ZM86 93H87V91H86ZM104 93V92H103ZM105 93H106V91H105ZM122 93V92H121ZM171 93V92H170ZM178 93V92H177ZM176 93V94H177ZM234 93V92H233ZM263 93H264V91H263ZM8 94V93H7ZM17 94V93H16ZM22 94V93H21ZM26 94V93H25ZM92 94V93H91ZM95 94V93H94ZM99 94V93H98ZM102 94V93H101ZM101 94H99V95H101ZM124 94V93H123ZM125 94H126V92H125ZM166 94H168V92H166ZM218 93L216 92V95H217ZM225 94V93H224ZM238 94H239V92H238ZM261 94V93H260ZM19 95V94H18ZM18 95H16L17 96V98H18ZM30 95V94H29ZM53 95V94H52ZM60 95V94H59ZM158 95V94H157ZM164 94H160V97L161 96H163ZM211 95V94H210ZM222 95H223V93H222ZM241 95V94H240ZM261 95H263V94H261ZM31 96H32V94H31ZM69 96H71V95H69ZM81 96V95H80ZM116 96V95H115ZM121 96V95H120ZM159 96V95H158ZM171 96V95H170ZM212 96V95H211ZM239 96V95H238ZM253 96V95H252ZM2 97H4V96H2ZM20 97V96H19ZM37 97V96H36ZM49 97V96H48ZM56 97V96H55ZM79 97V96H78ZM78 97H77V99H78ZM89 97V96H88ZM109 97V96H108ZM167 97V96H166ZM165 97V98H166ZM220 97H221V95H220ZM220 97H219V99H220ZM222 97H224V96H222ZM221 97V98H222ZM243 97V96H242ZM241 97V98H242ZM248 97H251V96H248ZM6 97H4V99H5ZM21 98V97H20ZM57 98V97H56ZM61 98V97H60ZM98 98V97H97ZM103 98H105V96L103 97ZM126 98V97H125ZM196 98H195V100H196ZM214 98H218V95H217V97H215L214 96ZM234 98V97H233ZM243 98H245V97H243ZM242 98V99H243ZM1 99H3V98H1ZM16 99V98H15ZM22 99H24V98H22ZM40 99V98H39ZM37 100V101H40V100ZM52 99V98H51ZM70 99V98H69ZM91 99H94V98H91ZM160 99V98H159ZM202 99H204V98H202ZM209 99V98H208ZM226 99V98H225ZM248 99V98H247ZM256 99H258V98H256ZM260 99V98H259ZM46 100V99H45ZM124 100V99H123ZM165 100H167V99H165ZM168 100V101H169ZM192 100V99H191ZM195 100H193V101H195ZM205 100H207V99H205ZM213 100H215V99H213ZM228 100V99H227ZM238 100V99H237ZM3 101V100H2ZM9 101V100H8ZM8 101H5V102H8ZM11 101V100H10ZM50 101V100H49ZM129 101V100H128ZM148 101H150V100H148ZM152 101V100H151ZM185 100H183V102H184ZM190 100H188V102H189ZM192 101V102H193ZM197 101V100H196ZM233 101V104H234V100H232ZM231 101V102H232ZM239 101V100H238ZM238 101H236V102H238ZM242 101V100H241ZM258 101V100H257ZM34 102V101H33ZM36 102V101H35ZM34 102V103H35ZM45 102V101H44ZM46 102H47V100H46ZM45 102V103H46ZM64 102V101H63ZM68 102V101H67ZM77 102V101H76ZM82 102H84V101H82ZM106 102H108V100H106ZM122 102V101H121ZM124 102V101H123ZM153 102H155V101H153ZM161 102V101H160ZM164 102V101H163ZM191 102V101H190ZM205 102V101H204ZM208 102V101H207ZM10 103V102H9ZM69 103V102H68ZM85 103V102H84ZM90 103H92V102H90ZM89 103V104H90ZM100 103V102H99ZM98 103V104H99ZM102 103V102H101ZM100 103V104H101ZM105 103V102H104ZM143 104V100H141V97L139 96V94H135V92H134V105L135 104H137V105H140V104ZM156 103V102H155ZM202 103H203V101H202ZM229 103H230V101H229ZM239 104H240V102H238ZM3 104V103H2ZM31 104H33V103H31ZM37 104V103H36ZM64 104V103H63ZM88 104V105H89ZM168 104H169V102H168ZM215 104V103H214ZM230 104H232V103H230ZM236 104L237 103H235V106H236ZM25 105V104H24ZM24 105H22V107H25ZM26 105H27V103H26ZM39 105V104H38ZM44 105V104H43ZM47 105V104H46ZM45 105V106H46ZM60 105H61V103H60ZM144 105V104H143ZM153 105V104H152ZM152 105H147L146 107H142L141 108V114H142V117L141 118H139L138 117V119H134V132L133 133H130V132H127V131H125L124 133H122V131L120 130V129H117L116 128V124H117V122L118 121H116V122H114L115 121V118L113 119V120H110L109 121V119H108V121L106 122L104 119V121L105 122H103V120H101L102 121V126L100 125V123L98 124L97 123V121L98 120H96V122L95 123H93V124H97V126L99 125V126H101L102 127V130H101V138H98L97 136H94V137H84V136H80L79 134L78 135H74V136H68L69 134H67V137H66V135H65V137L67 138H58L57 140H55L54 142H51L50 141V143H47V141L49 142V140H47V138H45L46 139V142H42L43 141V138H36V139H31V138H29V141L28 142H25V143H22L21 145H19V147L20 148H18V149H16V151L14 150L13 152H11V153H9V154H7L6 156H4V157H0V182H3L4 181V184L6 183L5 182V175L6 176H8V177H10V179L12 180V179H14L15 178V180L17 181V183H20L21 185H22V187L23 186H25V184L26 185H29V183H28V181H35V180H38L40 177H43V175L45 176V174H47V177L45 176V178L47 179H50V180H48V181H50V185H51V183H53L51 180L53 179V178H58V175H56V173H55V175L53 174V176H56V177H50V174H48V172L46 173L45 172V170L46 169H48L49 167H51V166H54V164L55 165H58L60 162H61V160H62V157H64V156H67L68 154V156H67V158H66V164H67V166L70 168V169H72V170H74L75 169V166H78L80 163L81 164H84V165H86L87 166V161L89 162L91 159H96V160H98V162L99 163H101V166H103V165H105L106 164V166H107V168H108V165H110V168H111V165H113V164H115V159L114 158H117V160H118V157H119V155H122L123 154V152L126 150V149H130V148H128L130 145H131V142L134 140V142L133 143H135L134 145H133V149H134V152H136L137 154L136 155H140L141 157H140V160L139 161H141V159L143 160V161H145V163H148V162H150V160H151V162L152 161H154V160H156L155 162H153V164L154 163H156L157 162V164H155V166H153L154 168H152V166H151V168L150 169H148L146 172H142V174L138 177V179H136L135 180V178L134 177H131V178H129L128 176V180L126 181L125 180V178H124V181H126V183L123 185V187H121V189H119L120 191H117V190H115V191H113V190H106V191H104V188H105V186H104V188H102L100 185H102V184H98L102 189L101 190H99V188L98 187H96V189L94 188L93 190L94 191H92V190H86L85 189V187H84V189L86 190V192H87V194H85L84 192V194L82 195L81 193H80V191L78 192V190L76 189L75 191L76 192H78V193H80V194H78L77 196L75 195L76 194V192H75V194L73 193L72 195H70V193L74 190H70V193H69V196H68V193H64V195L66 196L65 198H63L64 200H61L62 198H60L61 196H63L64 197V195H62V194H60V196L59 197H57L56 198V196L57 195H54V194H52V196L51 195H48V193H50V191L47 193V192H45V195H43L44 194V192L41 190V188H42V186L44 185V183H43V185L42 186H40V190L39 189H37V188H34V189H31V188H29V190L34 194V195H31V194H28L27 196H29V195H31V197L32 196H35L34 197V199H36V201H37V203H39L38 205H40L41 204V206L38 208V206H37V203H36V209H34L35 208V204H34V202H35V200H33V199H30V202H31V200H33L31 203H33L34 205V207H32L31 208V210L33 209L36 213L38 212V214H35L36 215V218H32L31 219V215H34V211H33V214H30V208H28V207H30L31 205H30V202H28L29 203V205L30 206H28L27 208L28 209H26L25 207V209L28 211V214H26L27 215V218L28 219H31V220H29V222H26V217H24V218H19L20 220H21V222H19V224H22V223H26V225H25V223L24 224H22V225H25L24 226V228L22 227V226H20L18 223H16V224H18L19 226V228H20V230H22V232L21 233H23V231H25L24 229L26 228H29V229H27V230H30L32 227H38L39 225L41 226L42 225V223H44L43 225H44V227L47 225L46 223H51V221L53 222V219H57L58 220V215H57V213L59 214V215H61V213H63L64 212V214H68V217H69V219H70V216L73 214L74 215V213H75V217H76V212H80V213H89V214H87V215H89L90 216V213H94L95 215H93V216H97L98 217V220L100 221V219L101 218H103L104 217V214H103V211H105V214L107 213V214H110L109 215V217H107L108 218V220L111 218V220H109V221H112V217H113V214L114 215H119V216H117V217H119V218H125L126 216L128 217L129 216V219H130V217H131V219H130V221H131V227H136L135 225L137 224V223H139V221H141V222H145V220H146V218L147 217H152V218H150L151 220L153 219V217L155 218V217H160L161 215H163V217H165V213L167 212V208H166V206H162V204L159 202V201H157L156 200V198H155V196H156V192L154 191V189H155V187H157V186H161V187H164V188H167V190L171 193L170 194V199H171V206H170V204H169V206L170 207H173L174 208V211H173V215H176L177 213H180V218L182 219V218H186L187 217V215L188 214H190V211H188L187 212V210H190L189 209V207H192L193 205H196V207H194V209H197V210H200L201 209V211L204 213V214H208V217H209V214L211 215V218H209V220H210V223H209V228L211 229V228H213L214 226H215V228L217 229V227L216 226H218V227H221L222 225H227V224H229V223H226L227 221H228V219H229V215L227 214V215H224L223 214V212L225 211V208H222L220 211H217V212H215L214 210H212V209H207L206 210V208H207V206L206 205H203V204H205V202H204V200L203 199H205V198H207V196H208V200H210V197L212 198L211 199V201L212 202H210L211 204L212 203H214L215 205H217L216 203H217V200H219L221 197H223V196H227V194H233L234 192H235V186L233 185V186H230V181H229V183L228 184H225L224 182H222V183H224L225 185H222V184H219L218 182L216 183H213V184H211L212 186H209V184H208V186L209 187H205L204 186V181H206V180H204V179H206L207 177H208V175H210V176H212L213 178H216V176H220V177H222V176H225V177H227V176H229L230 175V173H232V171H234V169L233 168H235V167H237V168H240V170L242 169H245V171L247 172V173H249V175H256V174H261V175H264V99L263 100H261V103L259 102L258 104H255L256 106H252V107H247V108H240V110L239 111H237L236 112V110H234L231 114L230 113H228V112H226V113H228V115L230 114V117H229V120L227 121V122H225L226 123V126L224 127V131L225 132H222V134L224 135H226V137H227V134H229V136H231V134H232V136H236V138H238L239 140H240V143L238 144V146L236 145V146H234V147H215V145H214V141H209L210 143L209 144H213L214 146L213 147H206V149L204 148V149H201V147H200V149H198V148H196V147H194V146H197L198 147V145L197 144H194L193 146H190V149L189 148H187L188 150H184V148H185V146H184V143L182 142H178L177 140H174V141H169V140H167V138H169L168 136H169V134L168 133H165V132H161V129L163 128V124L161 123L160 125H157V126H155V125H152L151 123H149L148 122V120L150 119V117H149V114H147L148 113V110L147 109H151V108H154ZM173 105V104H172ZM185 105H187V104H185ZM206 105V104H205ZM226 105V104H225ZM229 105V104H228ZM238 105V104H237ZM252 105V104H251ZM27 106H30V105H27ZM49 106V105H48ZM47 106V107H48ZM65 106V105H64ZM86 105H84V107H85ZM90 106V105H89ZM93 106H94V103H93ZM102 106V105H101ZM107 106V105H106ZM126 106V105H125ZM131 106V105H130ZM160 106L162 107H160L162 110H167L166 108L169 106H167V102H165V103H162V104H160ZM230 106V105H229ZM245 106H247V105H245ZM14 107H17V106H14ZM21 107V106H20ZM21 107V108H22ZM66 107H68V106H66ZM83 107V106H82ZM103 107V106H102ZM132 107V106H131ZM140 107V106H139ZM205 107V106H204ZM208 106H206L205 108H207ZM211 107V106H210ZM209 107V108H210ZM242 107V106H241ZM13 108V107H12ZM19 108V107H18ZM63 108H65V107H63ZM86 108V107H85ZM88 108H90V107H88ZM169 108V107H168ZM215 108V107H214ZM7 109V108H6ZM20 109V108H19ZM25 109H27L26 107H25ZM33 109V108H32ZM35 109H37V108H35ZM44 109H46V108H44ZM50 109V108H49ZM76 109V108H75ZM79 109V108H78ZM175 109V108H174ZM204 109V108H203ZM234 108H232V110H233ZM237 110L239 109V107L237 106V108H236ZM39 110V109H38ZM37 110V111H38ZM56 110H58V109H56ZM81 110V109H80ZM172 110V109H171ZM193 110V109H192ZM191 110V111H192ZM4 111V110H3ZM2 111V112H3ZM34 111V110H33ZM40 111H42V110H40ZM47 111H49V110H47ZM46 111V112H47ZM53 111H54V109H53ZM53 111L51 112L52 114H56V113H53ZM67 111H71V110H67ZM67 111L65 112V113H67ZM76 111V110H75ZM74 111V112H75ZM103 111V110H102ZM105 111V110H104ZM103 111V112H104ZM134 111H135V109H134ZM139 110H137V112H138ZM176 112H173V111H168V112H166L165 113V115L169 118V121L168 120H166V122L167 123H171V124H176V122H178V121H180L183 117H185V116H187L186 118H192L194 121H193V123H185V122H182V125H181V128H182V130H184V129H186V128H184V127H182L183 125H186V124H188V126H190L191 127V130H193L192 129V127H195L196 125L195 124H197L198 123V121L200 120V119H202V120H204L205 118H207V114L206 113H203L202 115H201V117H192V116H196V115H194V114H192V113H190V111L187 109V107L186 106H184L183 105V107H181V106H179V108H178V110H175ZM197 111H198V109H195L194 110V113H196L197 114ZM10 112V111H9ZM17 112H18V110H17ZM16 112V114H18ZM30 112V111H29ZM44 113V114H46L45 115V117L47 116V113ZM54 112H57V111H54ZM61 112H63V111H60V113ZM86 112V111H85ZM97 112V111H96ZM123 112V111H122ZM130 112V111H129ZM157 112H159V111H156V112H154L155 114L157 113ZM202 112H206V110H203ZM223 112V111H222ZM1 113V112H0ZM15 113V112H14ZM28 113V112H27ZM33 113V112H32ZM31 112H30V114H32ZM41 113V112H40ZM51 113H48L49 115H48V118H49V116H50V118H52L51 116H52V114ZM57 113H59V111L57 112ZM60 113H59V115H60ZM70 113H72V112H70ZM79 113H80V111H79ZM90 113V112H89ZM89 113H86L87 115H89ZM125 113H127V112H125ZM136 113V112H135ZM152 113H153V111H152ZM220 113V112H219ZM38 114H39V112H38ZM51 114V115H50ZM217 114V113H216ZM28 115H29V113H28ZM27 115V116H28ZM33 116H35V112L32 114ZM41 115L43 116V113H41ZM85 115V114H84ZM84 115H82V116H84ZM91 115H92V113H91ZM91 115H90V117H91ZM218 115V117H219V114H217ZM227 115V116H228ZM5 116V115H4ZM13 116V115H12ZM22 117H21V119L23 118V114L21 115ZM31 115H29L28 117H30ZM32 116V118H30L29 120H32L34 117ZM57 116V115H56ZM61 116V115H60ZM63 116H65V119H66V115H63ZM78 116H79V114H78ZM115 116V115H114ZM155 116V115H154ZM215 116V115H214ZM214 116H212L213 117V119H214ZM221 116V115H220ZM9 117V116H8ZM11 117V116H10ZM75 117V116H74ZM98 117H100L99 115H98ZM115 117H117V116H115ZM144 117H145V119H144ZM161 117V116H160ZM209 117V116H208ZM217 116H215V118H216ZM233 118V120L231 119V121H230V118ZM27 119V117H24V119ZM38 118V117H37ZM47 118V117H46ZM49 118V119H50ZM55 118V117H54ZM80 118H82V117H80ZM86 118V117H85ZM88 118V117H87ZM92 118V117H91ZM101 118V117H100ZM151 118H153V115H152V117ZM34 119H36V117L34 118ZM75 119V118H74ZM76 119H78L77 117H76ZM84 119V118H83ZM90 119V118H89ZM87 120L88 122H85L84 120H83V122H85L86 123V125H87V127L89 126L88 125V123H91V122H89V121H91V120ZM123 119V118H122ZM144 119V120H143ZM156 119V118H155ZM2 120H4V119H2ZM13 120H14V118H13ZM13 120H12V123H13ZM18 120V119H17ZM16 120V121H17ZM23 120V119H22ZM36 120H38V119H36ZM62 121H63V119H61ZM120 120V119H119ZM130 120H132V119H130ZM207 120V119H206ZM211 120V119H210ZM221 120V119H220ZM10 121V120H9ZM15 121V122H16ZM25 121V120H24ZM40 121V120H39ZM51 121V120H50ZM59 121V120H58ZM62 121L60 122V123H62ZM70 121H73V120H70ZM92 121H94V120H92ZM99 121H100V119H99ZM185 121V120H184ZM0 122H3V121H0ZM20 122H21V120H20ZM56 122V121H55ZM64 122V121H63ZM65 122H68L69 123V121H65ZM76 121H74L73 123H75ZM80 122V121H79ZM82 122V121H81ZM80 122V123H81ZM19 123V122H18ZM29 123V122H28ZM60 123H58V125L60 126L61 124ZM67 123V124H68ZM91 123V124H92ZM132 123V122H131ZM200 123V122H199ZM204 123V122H203ZM24 124V123H23ZM22 124V125H23ZM31 124V123H30ZM43 124V123H42ZM64 125L66 124V123H63ZM62 124V128H63V125ZM92 124V125H93ZM10 125V124H9ZM17 125V124H16ZM21 125V126H22ZM39 125H41L40 123H39ZM58 125H56V126H58ZM83 125V124H82ZM85 125V124H84ZM177 125V124H176ZM195 125V126H194ZM203 125V124H202ZM248 125H249V127H253V129L252 130H250V131H243L242 129L243 128H247L248 127ZM5 126H6V124H5ZM2 127V129L3 128H6V127ZM25 126V125H24ZM36 126V125H35ZM52 126H54L53 124H52ZM68 126V125H67ZM72 126H74V124L72 125ZM81 126V125H80ZM114 127V129H115V131L116 132H114V131H112V130H109L108 128H110V127ZM17 127H19L18 125H17ZM16 127V128H17ZM40 127V126H39ZM61 127V126H60ZM66 127V126H65ZM64 127V128H65ZM86 127V126H85ZM90 127H92V126H90ZM15 128V127H14ZM28 128H30V127H27V129ZM32 128V127H31ZM36 128V127H35ZM34 128V129H35ZM92 128H96V130H97V127L96 126H94V127H92ZM184 128V129H183ZM10 129H12V128H10ZM27 129H25L26 131H28ZM33 129V128H32ZM31 129V130H32ZM39 129V128H38ZM49 129H51V128H49ZM69 129V128H68ZM75 129L77 130V128H76V126H75ZM85 130L86 129H88V128H84ZM99 129V128H98ZM170 129V128H169ZM197 129V128H196ZM217 129V128H216ZM1 130V129H0ZM25 130H23V132H25ZM40 130V129H39ZM72 130H74V129H72ZM79 130V129H78ZM95 130V129H94ZM187 130H189L188 129V127H187ZM212 130V129H211ZM213 130H215V129H213ZM247 130H249V129H247ZM14 131H16V130H14ZM19 131V130H18ZM33 131H35V130H33ZM45 131H46V129H45ZM52 131V130H51ZM54 131V130H53ZM60 130H58V132H59ZM64 131V130H63ZM62 131V132H63ZM87 131V130H86ZM23 132H21V133H23ZM55 132L57 133V131L55 130ZM61 132V131H60ZM95 132V131H94ZM179 132V131H178ZM189 132V131H188ZM12 132H10V134H11ZM16 133V132H15ZM15 133H12L11 135H12V137H14L13 135L15 134ZM29 133H30V131H29ZM35 133V132H34ZM36 133H38L37 131H36ZM44 133H46V132H44ZM43 133V134H44ZM50 133V132H49ZM74 133V132H73ZM90 133H91V131H90ZM172 133H174V132H172ZM219 133H221V132H219ZM227 133V134H226ZM18 134H20V133H17V137L18 136H20V135H18ZM33 134V133H32ZM42 134V135H43ZM48 134V133H47ZM53 134V133H52ZM59 134H61V133H59ZM76 134V133H75ZM132 134H134V135H132ZM177 134V133H176ZM185 134V133H184ZM188 134V133H187ZM206 134V133H205ZM23 135V134H22ZM26 135H28V132H27V134ZM31 135V134H30ZM36 135V134H35ZM37 135H41V134H37ZM36 135V136H37ZM72 135V134H71ZM85 135V134H84ZM94 135V134H93ZM148 135H150L151 137L149 138V140H148V142H146V140H145V138L148 136ZM183 135V134H182ZM193 135V134H192ZM213 135V134H212ZM10 136V135H9ZM15 136V137H16ZM34 136V135H33ZM36 136H34V138L36 137ZM90 136V135H89ZM175 136V135H174ZM200 137H201V135H199ZM231 136V137H232ZM3 137V136H2ZM21 137V136H20ZM47 137H49V136H47ZM52 137H53V135H52ZM132 137H134L132 140H131V138ZM194 136H192V138H193ZM198 137V136H197ZM197 137H195V138H197ZM225 137V136H224ZM5 138V137H4ZM98 138V139H97ZM184 138V137H183ZM199 138V137H198ZM201 138H203V136L201 137ZM219 138H222V137H219ZM219 138L218 139H216L215 138V140H219ZM181 139H182V137H181ZM181 139H180V141H181ZM189 139H190V136H189ZM205 139V138H204ZM224 139V138H223ZM12 140V139H11ZM20 140H22V139H20ZM28 140V139H27ZM42 140V141H41ZM170 140H173V139H171L170 138ZM184 140V139H183ZM203 140V139H202ZM224 140H226V139H224ZM229 140H230V138H229ZM229 140H226L225 142L223 141V143H222V145H226V144H224V143H227V142H229ZM1 141V140H0ZM19 141V140H18ZM26 141V140H25ZM45 141V140H44ZM149 141H152V143H150V144H152L153 145V149L152 150H150V148L148 149V151L146 150V147L148 146V143H149ZM189 141V140H188ZM206 141H208V140H206ZM231 141V140H230ZM232 141H233V139H232ZM235 141V140H234ZM238 141V140H237ZM42 142V143H41ZM130 142V143H129ZM185 142H187V141H185ZM191 142V141H190ZM189 142V143H190ZM218 143L217 144H219L220 142L219 141H217ZM239 142V141H238ZM2 143V142H1ZM10 143V142H9ZM46 143L48 144V145H46ZM146 143V144H145ZM205 143V142H204ZM15 144V143H14ZM190 144H192V143H190ZM209 144H207V145H209ZM0 145H4V143L3 144H0ZM6 145H9V146H11L12 144H8V143H6ZM15 145H17V143L15 144ZM151 145V146H152ZM187 146V145H186ZM201 146H202V144H201ZM203 146H204V144H203ZM202 146V147H203ZM227 146V145H226ZM6 147V146H5ZM6 150V149H5ZM45 150V151H44ZM145 150V151H144ZM44 151V152H43ZM110 152L109 153V155L108 156H106L107 154V152ZM3 151H1L0 153H2ZM40 152V156L38 155V153ZM43 152V153H42ZM128 152V151H127ZM139 153V154H138ZM42 154V155H41ZM132 155V153H129V154H123V155H129V156H131ZM3 155V154H2ZM114 158H113V157ZM133 156V155H132ZM131 156V157H132ZM124 157V156H123ZM134 157V156H133ZM132 157V158H133ZM125 158V157H124ZM126 158H127V156H126ZM119 159H121V156L119 157ZM122 160H124L123 158H122ZM128 160V159H127ZM130 160H132V159H130ZM134 160V159H133ZM65 161V160H64ZM64 161H62V162H64ZM120 161V160H119ZM135 161V160H134ZM136 161H138V159L136 160ZM113 162V164H111ZM123 162V164H124V161H122ZM132 162V161H131ZM87 163V164H86ZM91 164H92V162H91ZM95 164H96V162H95ZM98 164V163H97ZM129 164H130V162H129ZM128 164V165H129ZM132 164V163H131ZM116 165H117V162H116ZM116 165H115V167H116ZM119 165V164H118ZM124 165H126V161H125V164ZM128 165H127V167H128ZM134 165V164H133ZM145 165V164H144ZM157 165V166H156ZM91 166V165H90ZM99 166H100V164H99ZM130 166H132V165H130ZM140 166H143V165H141V162H140ZM239 166V167H238ZM92 168H94V169H96L95 167H93V166H91ZM119 167V166H118ZM125 167V166H124ZM123 167V168H124ZM126 167V168H127ZM133 167V166H132ZM131 167V168H132ZM136 167H138V166H136ZM136 167H134V168H136ZM148 167H150V166H147V168ZM77 168V167H76ZM92 168L91 169H88V170H85L86 172L87 171H90V170H92ZM102 168V167H101ZM101 168H99V170L100 171H102V169ZM112 168H113V166H112ZM112 168L110 169L111 171H112ZM133 168V169H134ZM146 168V166L143 168V169H145ZM106 169V168H105ZM105 169H103V171L105 170ZM116 169H118L119 170V168H117L116 167ZM122 169V168H121ZM236 169V168H235ZM50 170V169H49ZM78 170H80V169H78ZM84 170V169H83ZM98 170V171H99ZM109 169H107V170H105L102 174H105V172L106 171H110ZM124 170H125V168H124ZM123 170V171H124ZM132 170V169H131ZM140 171H142V169H139ZM241 170V171H242ZM57 171V170H56ZM81 171V170H80ZM79 171V172H80ZM84 171V172H85ZM93 172L95 171V170H92ZM91 171V172H92ZM98 171H97V169H96V171L95 172H97L98 173ZM99 171V172H100ZM116 171V170H115ZM127 171H128V169H127ZM51 172V171H50ZM70 172H71V170H70ZM69 172V173H70ZM83 172V173H84ZM117 172V171H116ZM120 172V171H119ZM134 172V171H133ZM133 172H129V173H133ZM140 173V172H139ZM247 173H245L247 176H248V174ZM71 174H73V173H71ZM78 174H80V173H78ZM87 174H88V172L86 173V175L84 176V177H87ZM92 174V173H91ZM91 174H88L89 176H91ZM61 176H63L62 174H60ZM68 174L66 173V177H68L67 176ZM75 176H76V174H74ZM74 175H71L72 177H73V179H74ZM98 175H100L101 177L102 176H104L105 177V175H101V173H98ZM97 175V176H98ZM115 175V174H114ZM124 175H125V173H124ZM231 175H233V173L231 174ZM236 175V174H235ZM261 175H260V178H262V177H264V176H262L261 177ZM50 178H49V177ZM88 176V177H89ZM95 174L93 173L92 174V176L91 177H89L88 179H92V178H95V177H97V176H95ZM100 176L98 177V179L100 178ZM111 176H113V175H111ZM122 176V175H121ZM129 176H131V175H129ZM239 176V175H238ZM243 176V175H242ZM259 176V175H258ZM257 176V177H258ZM66 177H64V178H66ZM72 177H69V178H72ZM82 178H83V175L81 176ZM81 177H78L77 176V180H79V178H80V182H81ZM116 177V176H115ZM231 177H233V176H231ZM236 177V176H235ZM245 177V176H244ZM68 178V179H69ZM106 178H109V177H106ZM105 178V179H106ZM212 178V179H213ZM242 178V177H241ZM259 178V177H258ZM41 179V178H40ZM72 179V180H73ZM87 179V180H88ZM121 179V178H120ZM127 179V178H126ZM233 179H235V178H233ZM245 179H246V177H245ZM245 179H243V180H245ZM256 179L257 178H255L254 179V181H256ZM10 180V181H11ZM14 180V181H15ZM55 182H56V180L55 179H53ZM60 180V179H59ZM75 180V179H74ZM73 180V181H74ZM84 180V179H83ZM101 180V179H100ZM104 179H103V177H102V180L101 181H103ZM135 180V181H134ZM224 180V179H223ZM242 179H240L239 181H241ZM249 180V179H248ZM259 180H261V179H259ZM8 183H9V181L8 180H6ZM67 181V180H66ZM85 181V180H84ZM90 181V180H89ZM88 181V182H89ZM91 181H96V180H91ZM97 181H99V180H97ZM117 181V180H116ZM119 181V180H118ZM121 181V180H120ZM209 181V180H208ZM236 181V180H235ZM238 181V182H239ZM263 181V180H262ZM75 182H77V181H75ZM115 182V181H114ZM122 182H123V180H122ZM203 182V183H202ZM257 182V181H256ZM14 183V182H13ZM42 183V182H41ZM47 183V182H46ZM111 184H112V182H110ZM115 183H117V182H115ZM120 183V182H119ZM260 183H262V182H260ZM33 184V183H32ZM35 184V183H34ZM33 184V185H34ZM37 184V183H36ZM39 184V183H38ZM59 184V183H58ZM239 184V183H238ZM246 184H247V181H246ZM250 184V183H249ZM0 185H2L3 186V183L1 184L0 183ZM54 185V184H53ZM56 185V184H55ZM96 185V184H95ZM95 185H94V187H95ZM97 185V186H98ZM104 185V184H103ZM106 185V184H105ZM236 185H237V183H236ZM241 185V184H240ZM251 185V184H250ZM252 185H254L253 183H252ZM258 185H259V183H258ZM67 186V185H66ZM77 186V185H76ZM109 186V185H108ZM115 186V185H114ZM242 186V185H241ZM259 186H261V185H259ZM4 187V186H3ZM6 187V186H5ZM44 187V186H43ZM48 187H49V183H48ZM51 187V186H50ZM49 187V188H50ZM60 187V186H59ZM107 187V186H106ZM118 187V186H117ZM238 187V186H237ZM258 187V186H257ZM264 187V186H263ZM7 188V187H6ZM89 188V187H88ZM90 188H92V186L90 187ZM113 188V187H112ZM158 188V187H157ZM248 188V187H247ZM246 188V189H247ZM2 189V188H1ZM19 189V188H18ZM18 189H16V190H18ZM47 188H45V191H48V190H46ZM53 189V188H52ZM57 189V188H56ZM56 189L54 190V191H56ZM69 189V188H68ZM67 189V190H68ZM83 189V188H82ZM152 189V190H151ZM7 190H9V189H7ZM12 190V189H11ZM14 190V189H13ZM21 190V189H20ZM51 190V189H50ZM58 190V189H57ZM80 190V189H79ZM156 191H158V189H155ZM239 190V189H238ZM251 190H252V188H251ZM6 191V190H5ZM40 191H42L41 193H42V195H40ZM61 191V190H60ZM91 193H90V192ZM96 191H97V193H96ZM98 191H100V192H98ZM101 191H103L102 193H101ZM159 191H160V189H159ZM158 191V192H159ZM162 191H165V190H161V192ZM240 191V190H239ZM243 191V190H242ZM4 192V191H3ZM2 192V193H3ZM24 192V191H23ZM64 192V191H63ZM66 192V191H65ZM68 192V191H67ZM93 192L95 193V194H93ZM168 192V193H169ZM237 192V191H236ZM250 192V191H249ZM55 193V192H54ZM62 193V192H61ZM160 193V192H159ZM238 193V192H237ZM18 194H20V193H17V196H18ZM47 194V195H46ZM51 194V193H50ZM57 194H58V191H57ZM67 194V195H66ZM8 195V194H7ZM13 195V194H12ZM21 195V194H20ZM24 195H26V194H24ZM23 195V196H24ZM74 195V196H73ZM160 195V197H161V194H159ZM244 195H246V194H244ZM9 196V195H8ZM7 196V197H8ZM26 196V197H27ZM39 197V198H37V197ZM55 196V197H54ZM71 196V197H70ZM162 196H164L163 194H162ZM246 196H249V195H246ZM263 196V195H262ZM20 197V196H19ZM25 197V196H24ZM25 197V198H26ZM228 197V196H227ZM243 197V196H242ZM259 197V196H258ZM4 199H5V197H3ZM9 198V197H8ZM13 198V196H11L10 197V199H12ZM22 198V197H21ZM21 198H19V199H21ZM25 198H23L22 200H26ZM121 198V200H125V199H123V198H126V199H128V201L126 202V200L124 201V202H126V203H123L122 201H121V203L119 202V199ZM158 198H159V196H158ZM164 198H165V196H164ZM3 199V200H4ZM16 199H18V198H15V200H14V198H13V200H11V201H14L13 202V204L17 201ZM168 199V198H167ZM261 198H259V200L258 201H260V203L262 202L261 200H260ZM263 199V198H262ZM9 200V199H8ZM7 200V202L5 203V205L9 202ZM222 200V199H221ZM227 200H229L228 198H227ZM2 201V200H1ZM24 201H23V203H24ZM28 201V200H27ZM58 201H61V202H59L58 203ZM64 201H65V203H64ZM163 201V200H162ZM224 202H225V200H223ZM230 201V200H229ZM232 202H233V200H231ZM245 201H247V200H245ZM3 202V201H2ZM18 202H19V200H18ZM26 202V201H25ZM57 202V203H56ZM63 202V203H62ZM232 202H230L231 204H232ZM10 203H12V202H10ZM17 203V202H16ZM15 203V204H16ZM27 203V202H26ZM26 203H25V205H26ZM61 203V204H60ZM197 203H199V205L197 206ZM209 203V202H208ZM249 203V202H248ZM259 203V202H258ZM22 203L20 202V204L18 203V205H21ZM62 204H63V206H62ZM164 204H167V203H164ZM222 204H223V202H222ZM225 204H227V203H225ZM247 204V203H246ZM251 204V203H250ZM250 204H249V206H250ZM5 205H3L4 206V208L6 207ZM168 205V204H167ZM228 205V204H227ZM245 205V204H244ZM255 205H257L256 203H255ZM8 206V205H7ZM16 206H17V204H16ZM55 207V209L57 210H55V211H51V212H53L54 214H55V216L56 217H50L51 219H48L47 220V218L46 217H44V218H46L45 220L42 218V221L44 220V222H42L41 221V224L39 223V225H37V223L39 222V219L41 220V217L40 216H45V215H43V214H45V213H43L42 212V215L39 213V211H42V209H44L43 211L45 212V210L47 211V209L49 208V207ZM62 206V207H61ZM187 206H189L188 208H187ZM202 206V207H201ZM226 206V205H225ZM232 206H233V204L231 205V209H232ZM2 207V206H1ZM22 207V209H24L23 208V206H21ZM230 206H228V208H229ZM236 207V206H235ZM251 207V206H250ZM4 208L2 207V210H4ZM37 208H38V210H37ZM134 208H136V209H134ZM172 208V209H173ZM213 208H214V206H213ZM254 208H255V206H254ZM8 209V208H7ZM51 209H54V208H51ZM184 209H186V210H184ZM193 209V208H192ZM5 210H6V208H5ZM49 210V209H48ZM237 210V209H236ZM251 210V209H250ZM9 211V210H8ZM23 211H25V210H23ZM89 211V212H88ZM238 211V213H239V210H237ZM236 211V212H237ZM245 211V210H244ZM249 211V210H248ZM2 212V211H1ZM11 212V211H10ZM13 212V211H12ZM48 212H50V211H48ZM60 212V213H59ZM66 212V213H65ZM193 212V211H192ZM231 212L233 213V210H231ZM23 213V212H22ZM141 213H143L144 214V216H147L146 218H143V219H140V218H138V219H136L135 217H134V214L137 216V215H140ZM21 214V213H20ZM51 214V213H50ZM67 214H66V216H67ZM106 214V215H107ZM241 214L242 213H240L239 214V217L241 216ZM1 215V214H0ZM37 215L40 217H38L37 218ZM80 215V214H79ZM82 215H84V214H82ZM81 215V216H82ZM87 215H85V217H87ZM106 215H105V217H106ZM112 215V217H110ZM254 215L257 217V219H258V221H259V223H261L262 225V227H264V202L262 203V204H260V206L258 207V208H256L255 209V211H254ZM3 216V214L1 215V217ZM7 216H8V213H7ZM17 216V215H16ZM15 216V217H16ZM47 216H48V213H47ZM62 216V215H61ZM65 216V215H64ZM64 216H62V218L64 219ZM65 216V217H66ZM103 216V217H102ZM190 216H192V213L190 214ZM193 216L195 217L196 215H194L193 214ZM192 216V217H193ZM12 217V216H11ZM14 217V216H13ZM15 217L13 218V219H15ZM19 217V216H18ZM33 217V216H32ZM73 217V216H72ZM71 217V219L72 220H74L73 218ZM80 216H78V218H79ZM84 217V216H83ZM126 217V218H127ZM140 217V216H139ZM252 217V216H251ZM4 218V217H3ZM5 218H6V216H5ZM8 218V217H7ZM6 218V219H7ZM48 218H49V216H48ZM119 218H115V221H112V224H113V222L115 223V224H118V223H120V222H118L119 221ZM190 218V217H189ZM199 218H200V216H199ZM246 218H248V217H246ZM246 218H245V221H246ZM0 219H2V218H0ZM37 219V220H36ZM62 219V220H63ZM70 219V220H71ZM81 218H79V220H80ZM87 220L89 219V218H86ZM97 218L95 217V219L94 220H96ZM117 219H118V221H117ZM195 219V218H194ZM250 219V218H249ZM248 219V220H249ZM252 220H253V218H251ZM2 220H4V219H2ZM17 220H18V218H17ZM35 220H36V225H35ZM49 220H51V221H49ZM67 220H68V218L67 219H64L63 221H61V222H67ZM69 220V223L71 222L72 223V226H73V224H78L80 221H78V223H77V221L75 222V220H74V222L71 220L70 221ZM85 220V219H84ZM92 220V219H91ZM91 220H89V221H91ZM94 220L92 221V223H91V227L86 223V221H84L83 223H84V225H83V223L81 222L80 223V225H77V227H76V224L74 225L75 226V229L73 230V229H71V230H69V231H73L74 232V234H73V232H71L72 234H71V236H70V238L72 239V243H70V242H68L67 240L65 241V242H68L67 244H68V248H70L71 249V246H72V250H70V249H65L64 247H62V246H60V248H61V251H62V249H64L65 250V252H66V250L68 251V250H70V251H73V249H75L74 248V246H76V249L78 248L80 251H77L76 249H75V253L74 254H78L79 252H80V254L82 255H84L83 257L84 258H86V261H87V263L91 260H89V259H87L88 258V253L92 250H95V248L97 247V251H98V248L100 249V247H99V245L101 246V245H103V244H108V243H104V242H107V237H112V236H110V234L112 233L113 234V230L114 229H112L109 233L107 232L108 231V229H107V231H106V228H107V226H106V228H103V227H100V229L99 230H103L104 232H102L101 231V233H100V231L98 232L97 231V229H98V226H100L99 225V221L98 222H94ZM102 220V219H101ZM105 220V219H104ZM108 220H106L105 222H107ZM123 220V219H122ZM125 220V219H124ZM127 220V219H126ZM125 220V221H126ZM139 220V221H138ZM151 220H149V221H151ZM178 220H180V219H178ZM177 220V221H178ZM202 220H204V219H202ZM231 220H232V218H231ZM234 220V219H233ZM232 220V221H233ZM238 220V219H237ZM248 220H247V222H248ZM252 220H250V221H252ZM7 220H5L3 223H5ZM28 221V220H27ZM38 221V222H37ZM49 221V222H48ZM59 221V220H58ZM116 221H117V223H116ZM129 221V222H130ZM148 221V220H147ZM148 221V222H149ZM169 219H168V223H169ZM186 222H187V220H185ZM235 221V220H234ZM244 221V220H243ZM257 221V222H258ZM1 222V221H0ZM10 222L11 223H13V220L11 221L10 220ZM17 222V221H16ZM30 222H31V224H30ZM101 222V221H100ZM104 221H102V224H105V222L103 223ZM126 222H128V220L126 221ZM140 222V223H141ZM153 222V220L151 221V223ZM179 222V221H178ZM177 222V223H178ZM198 222V221H197ZM203 222V221H202ZM207 222V221H206ZM252 222H255V220H253ZM9 223V222H8ZM8 223H6V224H8ZM10 223V224H11ZM27 223L28 224H30L31 226L29 227V225L27 226ZM56 223V222H55ZM70 223V224H71ZM96 223V224H95ZM98 223V224H97ZM134 223H136V224H134ZM154 223V222H153ZM165 223H167V221L166 222H164V224ZM180 223V222H179ZM185 223V222H184ZM196 223V222H195ZM198 223H200V219H199V222ZM204 223V222H203ZM233 222H231V224H232ZM235 223V222H234ZM16 224H15V226H16ZM67 224H68V222H67ZM70 224H68V225H70ZM81 224H82V226L84 227V226H86L87 225V227H89V228H82L81 229ZM107 224V223H106ZM129 224V223H128ZM150 224V223H149ZM173 224H174V222H173ZM207 224V223H206ZM246 224V223H245ZM9 225V224H8ZM55 225H57L56 227L59 229V228H62V226L60 227V225L61 224H59V223H56ZM55 225H53V223H51L50 225H48V226H50V229H49V227L47 226V227H45V228H48V230L50 231L51 229L52 230H55V228L53 227V226H55ZM68 225H66V227H68ZM97 226L96 228H92V227H95V226ZM111 225V224H110ZM109 225V226H110ZM123 225V224H122ZM122 225H120L122 228H123V226ZM177 225V224H176ZM176 225H174V226H170V228H172L173 227V229H176ZM179 225V227L181 228V225L180 224H178ZM177 225V226H178ZM182 225H183V223H182ZM250 225V224H249ZM11 226H13V225H11ZM15 226H13V228L15 227ZM73 226V227H74ZM79 226V227H78ZM102 226V225H101ZM104 226V225H103ZM108 226V227H109ZM113 226V225H112ZM116 226V225H115ZM157 226V225H156ZM156 226H154L155 228H157ZM207 226V225H206ZM205 226V227H206ZM229 226V225H228ZM258 226V225H257ZM3 227V226H2ZM17 226L15 227L16 228V230L14 229L13 230V228H11L9 231L12 233V231H13V233H20V230L19 229H17L18 228ZM22 227V228H21ZM52 227V228H51ZM118 227V226H117ZM117 227H116V231H117ZM138 227V226H137ZM136 227V228H137ZM143 227V226H142ZM149 227V226H148ZM153 226L152 225H150V228H152ZM234 227V226H233ZM245 227V226H244ZM9 228V227H8ZM7 228V229H8ZM56 228V229H57ZM76 228H77V230H76ZM80 228V229H79ZM110 228V227H109ZM122 228H121V230H122ZM127 228H129V227H126V230H125V232H123V234L124 235H128V234H126V232H127ZM138 228H140V227H138ZM178 228V227H177ZM214 228V229H215ZM238 228H241V226L239 225V227ZM67 229V228H66ZM79 229V230H78ZM84 229V230H83ZM88 229L90 230V231H88ZM105 229V230H104ZM124 229H125V227H124ZM143 229H144V227H143ZM235 229V228H234ZM234 229H232V230H234ZM244 229V228H243ZM19 231V232H14V231ZM26 230V231H27ZM40 230V229H39ZM51 230V231H52ZM62 230H63V228H62ZM83 230V231H82ZM85 230H86V234H85ZM137 231V229H135L134 228V232H136ZM148 230V229H147ZM197 229H195V231H196ZM218 230V229H217ZM26 231H25V233H26ZM36 231V230H35ZM59 231V230H58ZM58 231H55L56 233H55V235H53V237L51 236L52 235V233L54 232H49V233H51V234H49L50 236H49V239H51V238H53V239H55L57 242H53L54 240H52L51 239V241H48V243H50L51 245L50 246H53L52 245V243L53 244H58V241L61 239V237H64V236H62V235H60L59 234V232ZM76 231V232H75ZM97 231V232H96ZM107 232V234L105 235V233ZM132 231V232H131ZM145 231H146V229H145ZM170 231V230H169ZM205 231V230H204ZM1 232V231H0ZM10 232H9V234H10ZM58 232V233H57ZM62 232V231H61ZM115 232V231H114ZM118 232V231H117ZM117 232H115V234L117 233ZM122 232V231H121ZM128 232H129V234L130 233H134L133 232V229L131 228V230L129 231L128 230ZM127 232V233H128ZM224 232V231H223ZM228 232V231H227ZM253 233H254V231H252ZM252 232H250V233H252ZM264 232V231H263ZM263 232H261V234L263 233ZM12 233V234H13ZM20 233V234H21ZM67 233H69L70 234V232H67ZM67 233L65 234V236H67ZM98 233V234H97ZM101 235H100V234ZM137 233H138V239H140L139 238V233H141V231H137ZM147 232H145V234H146ZM160 233V232H159ZM231 233V232H230ZM233 233H235V230L233 231ZM27 234V233H26ZM54 234V233H53ZM84 236H83V235ZM111 234V235H112ZM114 234V235H115ZM149 234V233H148ZM147 234V235H148ZM153 234H154V232H153ZM153 234H152V237H153ZM165 234V233H164ZM169 234V233H168ZM212 234V233H211ZM232 234V233H231ZM231 234L229 235V236H231ZM260 234V235H261ZM23 235V234H22ZM64 235V234H63ZM121 234H119V236H120ZM124 235H122V236H120L119 238H121V237H123ZM146 235V236H147ZM167 235V234H166ZM166 235H165V237H166ZM221 235H222V233H221ZM233 235V234H232ZM238 235V234H237ZM259 235V234H258ZM5 236V235H4ZM14 236L16 237L17 236V234L15 235L14 234ZM20 236V235H19ZM60 236V237H59ZM107 236V237H106ZM141 236V235H140ZM151 236V235H150ZM263 236V235H262ZM262 236H260V237H262ZM8 237V236H7ZM18 237V236H17ZM117 237L118 236H116L114 239H117ZM135 237H137V235H135ZM155 237V236H154ZM227 237V236H226ZM4 238V237H3ZM65 238V237H64ZM104 238L106 239V241L104 240ZM113 238V237H112ZM111 238V239H112ZM124 238H125V236L123 237V240H124ZM130 238V237H129ZM156 238H157V236H156ZM171 238H173V236L171 237ZM263 238H264V236H263ZM262 238V239H263ZM5 239V238H4ZM11 239H13V237L11 238ZM10 239V240H11ZM20 239V238H19ZM22 239V238H21ZM36 239V238H35ZM48 239V238H47ZM131 239H133V240H131ZM131 239H129L128 241H125L124 240V243L125 242H130L131 243V241L134 243V244H136V242L137 241H135V239L133 238V235H132V237H131ZM150 239V238H149ZM220 239V238H219ZM222 239V238H221ZM239 239H240V237H239ZM242 239L243 238H241L240 240L242 241ZM248 239V238H247ZM6 240V239H5ZM10 240H8V242L10 241ZM43 240V239H42ZM63 240V238L60 240V241H62ZM113 240V239H112ZM119 240V239H118ZM117 240V241H118ZM121 240V239H120ZM131 240V241H130ZM158 240V239H157ZM172 240V239H171ZM206 240H209L208 238L206 239ZM226 240V239H225ZM251 240V239H250ZM250 240H246V241H244V242H240L241 243V245H242V250H244V254H245V250H246V252L248 251V253L247 254H249V252H251L250 250L252 249V245H254V244H256L255 245V247H257V248H259L260 250H262V251H264V240H262V241H259V242H257V241H255V240H253L252 242L250 241ZM14 241V240H13ZM25 241V240H24ZM28 241V240H27ZM34 241V240H33ZM47 241L46 242H44V243H47ZM109 241V240H108ZM115 241V240H114ZM140 241H144V239H141ZM167 241V240H166ZM185 240H183V241H179V240H176V242H180V243H183ZM251 242V244H248V242ZM5 242V241H4ZM3 242V243H4ZM11 242H12V240L10 241V243H8V246H3L1 249H0V252H1V254H0V264H3L4 262H8V261H13V260H11V259H15L14 260V262H19L20 260H21V262H20V264L22 263V264H25V263H27V264H33L34 262H37L38 261V258H36V257H38V256H40V257H42L43 258V256H41V255H43V252H45V250L47 249H45L44 250V248L41 246V244L40 245H37L38 246V248H36L37 249V251H35L34 250V253H36L38 256H34V255H36V254H32V259H37V260H34V262H33V260L29 257V256H31V252L29 253V251L27 250L28 248V246H29V249H30V247L32 246V243L33 242H30V243H28V242H26V243H28V244H30V245H28V244H26L27 246L25 247V246H23V248H21L22 247V245H25V244H21L20 245V248H19V244L17 245V250H16V244H12L13 246H15V250H14V248H12V249H10L11 247H13L12 245L10 246V244H11ZM37 241H34V246H36V244H39L41 241H39V243L37 242ZM110 242H111V240H110ZM118 242H120V241H118ZM154 242V241H153ZM219 242V241H218ZM15 243H19L18 241H17V239H16V242ZM21 243V242H20ZM42 243V245H43V242H41ZM72 244L71 246H69L70 244ZM112 243H113V241H112ZM122 244H123V241L121 242ZM129 243V245H133L132 243L130 244ZM138 243V242H137ZM140 243V242H139ZM155 243V242H154ZM168 243V242H167ZM172 243V242H171ZM195 243H198V242H195ZM221 243V242H220ZM67 244L65 243V245H66V247H67ZM140 244H143V242L142 243H140ZM139 244V245H140ZM156 245H157V242L155 243ZM162 244H165V243H163L162 242ZM161 244V245H162ZM186 243L184 242L183 243V245H185ZM190 244V243H189ZM192 244H194V243H192ZM214 244H216L215 242H214ZM58 245H60V244H58ZM63 245V244H62ZM65 245H63V246H65ZM125 246H126V244H124ZM129 245H128V247H129ZM160 245V246H161ZM171 245V250H169V251H172V247L174 246V245H172V244H169V246ZM187 245V244H186ZM240 245V244H239ZM251 245V246H250ZM41 246V247H40ZM46 246H48V247H50L49 246V244H47ZM55 246V245H54ZM96 246V247H95ZM111 246V245H110ZM121 246V245H120ZM168 246V247H169ZM191 246H193V245H191ZM196 246L198 247L199 245L198 244H196ZM234 246H235V244H234ZM234 246H232V248L234 247ZM1 247V246H0ZM7 247H8V249H10V252L13 250V252H5L4 250H6L7 249ZM25 247V248H24ZM102 247H104V246H102ZM106 247V246H105ZM114 247V246H113ZM132 247H134V245L132 246ZM136 247V246H135ZM158 247V246H157ZM157 247H154L155 248V251L154 252H156V249H157ZM168 247H166V248H168ZM175 247V246H174ZM182 247V246H181ZM181 247H180V250H181ZM183 247H185V246H183ZM182 247V248H183ZM200 247V246H199ZM198 247V248H199ZM236 247V246H235ZM240 247V246H239ZM249 247H251V249L249 248ZM254 246H253V248H255ZM32 248H33V246L31 247V251H32ZM53 248V249H52ZM57 248H58V246H57ZM59 248V249H60ZM119 248V247H118ZM127 247H125L122 251L124 252V250L126 249ZM186 248H188L187 246H186ZM195 250H196V248L195 247H193ZM206 248H208V247H206ZM224 248V247H223ZM229 248H231V246L229 247ZM231 248V249H232ZM237 248H238V246H237ZM50 249H52L53 251H55L56 249H55V247H51ZM55 249V250H54ZM158 249H159V247H158ZM177 249V248H176ZM193 249V250H194ZM199 249H201V248H199ZM203 249V251H204V248H202ZM215 249V248H214ZM226 249H228V248H226ZM226 249H225V252L224 251H222V249H216L214 252H210V251H212V250H210L209 251V253L210 254H207V255H203V252H201V253H199V254H201V255H203V256H198V257H195L194 258V256H195V254H193L192 252V249H191V251L189 250V251H187V249H183L181 252H183V251H185V252H187V253H191V254H193V255H191V257L193 256V259L191 258V257H189V258H191L190 259V262L188 261V257H187V261L185 262V263H187V262H189L190 264H236L237 263V261H236V259H240L241 260V254L239 253V254H237V252L236 253H233L234 252V250L232 251V253H231V249H229L230 250V252H229V250H227L226 251ZM236 249V248H235ZM259 249H258V251H259ZM38 250H40V253L38 252ZM48 250H49V248H48ZM48 250L46 251V252H48ZM90 250V251H89ZM103 250V249H102ZM102 250H99V251H102ZM126 250H128V248L126 249ZM125 250V251H126ZM134 250V249H133ZM161 250V249H160ZM160 250L158 251V252H160ZM174 250V249H173ZM240 250V249H239ZM241 250V251H242ZM9 251V250H8ZM28 251V252H27ZM41 251H42V253H41ZM53 251H49L48 253H49V255H48V257L50 256V255H52V254H50L51 252H53ZM57 251V250H56ZM70 251H68L67 253L70 255ZM91 251V252H92ZM96 250H95V252L94 253H96L97 252ZM122 251H121V253H122ZM196 251H198V250H196ZM196 251H195V253H196ZM238 251V250H237ZM64 251H63V253L67 256H65L66 257V259H65V257H62V259L63 260H65L64 262L66 263L68 260L67 259H69V261H70V259L72 260L73 258H74V254H71L73 257H69V255H67L66 253H65ZM70 252V253H69ZM87 252V253H86ZM90 252V253H91ZM111 252V251H110ZM113 252V251H112ZM118 252V251H117ZM126 252H128V251H126ZM130 252H131V249H130ZM135 252V251H134ZM146 252H148V251H146ZM153 252V251H152ZM152 252H150V254L152 253ZM154 252H153V254H154ZM158 252H157V254L155 255V256H151V255H149L148 256V254H146V256H148L149 258H147L148 260H151L150 262H152V263H154V264H163V263H166V260H167V258H171V257H165L164 255H162L161 256V254L160 255H158ZM166 252V251H165ZM168 252V251H167ZM173 252V251H172ZM181 252H180V254H181ZM184 252V253H185ZM4 253V254H3ZM6 253V254H5ZM26 253V254H25ZM28 253V254H27ZM40 255H39V254ZM59 253V252H58ZM85 253H86V255H85ZM93 253V252H92ZM94 253H93V255H94ZM114 253H115V251H114ZM138 253H139V255H140V253L141 252H139L138 251ZM161 253H163V251L161 252ZM171 253V252H170ZM184 253H182V254H184ZM198 253V252H197ZM206 252H204V254H205ZM264 253V252H263ZM3 254V255H2ZM25 254V255H24ZM46 254V253H45ZM44 254V258L47 256V255H45ZM64 254H62V255H64ZM109 252H108V256H109ZM115 254H118V253H115ZM120 254V253H119ZM118 254V255H119ZM126 254V253H125ZM131 254V253H130ZM128 255L129 257H131L132 255ZM141 254H143V252L141 253ZM164 254V253H163ZM174 254V253H173ZM173 254H172V256H173ZM260 254H261V252H260ZM8 255V256H7ZM57 255V254H56ZM70 255V256H71ZM80 255V256H81ZM90 255V254H89ZM97 255V254H96ZM112 255V254H111ZM118 255H116V256H118ZM122 255V254H121ZM120 255V256H121ZM167 255H169V254H167ZM188 255V254H187ZM236 255H238V256H236ZM243 255V254H242ZM255 255H258V254H255ZM262 255V254H261ZM12 257L11 259H10V257ZM34 256V257H33ZM52 256H54V255H52ZM91 256H92V254H91ZM90 256V257H91ZM100 256H102L103 257V255H100ZM107 256V253H106V256L105 257H108ZM123 256V255H122ZM121 256V258L122 259H120V260H123L122 261V264H138L136 261H137V257L135 258V260L134 259H131V258H127V260H130V261H126L125 262V260H126V257H122ZM133 256H134V254H133ZM171 256V255H170ZM175 256H176V254H175ZM175 256H174V258H175ZM182 256V255H181ZM240 256V257H239ZM253 256H254V254H253ZM31 259V262H28V260H30L29 258ZM81 258V260H79V261H77L78 259L77 258ZM75 257V259H73V260H75V264H81L82 262H84L85 261V259H83L82 258V256L81 257H79L78 255ZM114 257V256H113ZM177 257V256H176ZM185 257V256H184ZM243 257V256H242ZM245 257V256H244ZM244 257H243V260H244ZM259 257H262V256H259ZM4 258H5V260H6V258H8V260H6V261H4ZM40 259L41 260V262H42V264H43V262L45 261L46 262V259ZM95 258V257H94ZM134 258V257H133ZM142 258H143V260H145L146 258H145V256L143 257H141V259H139V261H141L142 260ZM152 258V259H151ZM173 258V257H172ZM181 258V257H180ZM179 258V259H180ZM264 258V257H263ZM10 259V260H9ZM50 259H52V261L51 260H49L48 258H47V261H49L50 262V264L51 263H53V260H56L55 258H51V256H50ZM98 259V258H97ZM96 258L94 259V260H97ZM101 258H99L98 260V262L100 263V261L102 262V260H100ZM105 260H107V258H104ZM115 259V258H114ZM255 259V258H254ZM253 259V260H254ZM260 259V258H259ZM19 260V261H18ZM22 260H24V261H22ZM57 260H60V259H57ZM57 260H56V263H58L57 262ZM89 260V261H88ZM117 260V259H116ZM115 260V264L117 263V262H119V260H117L116 261ZM172 260V259H171ZM175 260H177V259H175ZM182 261H183V259H181ZM181 260L179 261V262H181ZM240 260H238V261H240ZM242 260V261H243ZM252 260V261H253ZM1 261L3 262V263H1ZM81 261V263H79ZM85 261V262H86ZM169 261H170V259H169ZM257 261H259L258 259H257ZM262 261H264V260H262ZM13 262V263H14ZM16 262V263H17ZM25 262V263H24ZM39 262V261H38ZM49 262L47 263V264H49ZM72 262V264L74 263V261H70V263ZM93 262V261H92ZM103 262H104V264H111V263H113L114 261H110V258H109V260L108 261H104L103 260ZM144 261H142V263H143ZM146 262H149V261H146ZM241 262V261H240ZM251 262V261H250ZM250 262H249V264H250ZM12 263V264H13ZM45 263V264H46ZM55 263V264H56ZM63 263V261L62 262H60V264H62ZM87 263H85V264H87ZM140 263V262H139ZM180 264V263H174V262H169L168 263V261H167V264ZM184 263V264H185ZM261 263V262H260ZM4 264H6V263H4ZM8 264H10L9 262H8ZM18 264V263H17ZM37 264V263H36ZM83 264V263H82ZM102 264V263H101ZM114 264V263H113ZM118 264H121L120 262L118 263ZM182 264V263H181ZM243 264H245V263H243ZM246 264H248L247 262H246ZM253 264H255V261H254V263Z\"/></svg>",
  "mask_w": 264,
  "mask_h": 264
}]
</instances>
